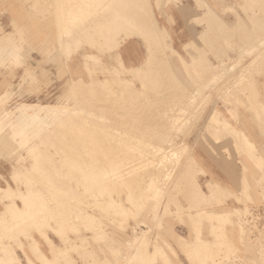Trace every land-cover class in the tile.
<instances>
[{
    "label": "rangeland",
    "instance_id": "rangeland-1",
    "mask_svg": "<svg viewBox=\"0 0 264 264\" xmlns=\"http://www.w3.org/2000/svg\"><path fill=\"white\" fill-rule=\"evenodd\" d=\"M36 1L37 0H20V1L19 0H0V36H2L0 38V40H2V42H4V40H6L4 43H2L0 41V130H1L0 131V141H1V137H2V141L4 142V143H2V141L0 142V186L11 185L14 188H19V195L20 196H26L28 199V211L26 210L25 214L29 212L28 214H26L24 216L20 212H17L14 220H12L10 222L0 223V234H1L0 236L2 239V241L0 243V255H2V258H1L2 261L0 260V263L6 264L8 262V260L10 259V257L14 256L15 258H19V261L23 264H28V263L30 264L29 258L32 260V262L34 264H41V260L39 259L40 251L38 250V247L48 257H53V255H54V253L51 252V250H50L51 246L48 244V242H46L48 237H50L58 246L63 247L66 245H68V246H72V244L74 245V247L72 246L73 248L70 251L69 255H67L66 258H63L61 260L60 264H75V263L76 264H93V262L95 264H165V263L166 264H227V263L228 264L229 263L230 264H264V259L258 260V261H243L240 259V257H241L240 253H242V252L248 253V252H255L256 251V252L264 253V213L259 212V211L253 212V211L249 210V208L247 207L248 204H246V203H245V205H246L245 209H239L238 208L236 210L235 209L229 210V213H220L219 214L218 212H215V213H211V214H207V213L203 214L200 212V214H201L200 215V214H197L196 211H194L197 209V206L192 205L191 202H189L190 201L189 199H190L191 190L193 188L191 186L192 182H194V180L197 179V175H198L199 171L195 167V162L192 159L190 147H188V141H189L188 139H190L191 136H193V137L195 136L194 138H196L198 136V132L203 130V128L205 127L204 125L208 119L207 116L209 115L210 112H212L214 110H219L221 113L220 116H222V113L224 112L223 109H228L230 112V116L233 118H236V120H237L238 117H237L236 109L239 107L248 108L247 106H249V108H253V106H251L252 105L251 100L253 97H260V98L262 97L263 98L261 103L260 102L258 103L259 104L258 107L262 108L261 110L263 113L262 124H260V130L262 131V136L264 138V84L261 85L259 82L256 83L252 80L254 78V76L256 77V75L260 76V77H262V76L264 77V53H256L255 51H252L253 45H256L259 43L260 44L262 43L264 45V41H260L261 37H258V35H256V33H258V32H261L264 34V18L260 21V19L249 18V15H248L250 12L253 14L252 15V17H253V16H255L256 11L258 12V14L263 13L264 12L263 7L260 6L259 4L255 3V1H253V0H250L251 2L248 0L249 4H244L242 6V12L244 13L243 17L238 15L237 11L234 8H230V9H228V11L234 12L236 17H237L235 20H233L231 22L219 19L215 14L216 12L215 13L209 12L208 13V14H210L209 19L207 18V15H204L205 16L204 18H199V19L194 21L196 24L203 26L205 28V31H206L205 34L200 36V42L197 40H195L196 42H194V40L192 41L190 37H184V36L178 35V33L183 34L184 30L183 29L177 30L178 27H180V26L177 23L175 13H174L176 8L182 9L184 4L188 3L189 0H128V1L125 0V2L123 0L122 2L125 4V6L129 8L128 10L123 5V3L120 2L121 0H118V1L117 0H114V1L113 0H111V1L110 0H108V1L104 0V2L101 0L100 1L98 0V3L99 2L102 3L101 4L102 8H100L101 6L98 3H97L98 6L97 5L95 6V3H96L95 1H97V0H95V1L94 0H91V1L90 0L89 1L88 0H81V1L79 0L80 3L78 2V4H80V6H78V4L75 3L77 1L69 0V3L72 2L71 4L73 6L77 5L76 6V8L78 7L77 10L71 4H70L71 5V7H70L67 0H65V2H67L66 4L64 3L63 0L62 1L59 0V2H58V0H56V1L55 0H40V1L38 0L37 3H35ZM82 1L84 3L88 2L85 4V6L86 7L88 6L89 8L88 7L87 8L91 9L94 12H92L91 10L87 11L88 9L84 5H83V7H85V9L83 7H82L83 8L82 9L81 8V5L83 3ZM92 1H94V2H92ZM42 2H44V3L42 4ZM45 2H47L46 5H45ZM56 2H58V4ZM195 2H196V4H198L199 7L204 6V5H202L203 0H195ZM89 3H90V5H89ZM92 3H94V4H92ZM105 3H107L106 7H107V9L109 8L108 10H106V8H105ZM139 3H141V4H139ZM148 3H150V4L148 5ZM61 4H63V6H61ZM65 5H66V7H65ZM115 5H117V7ZM119 6H120V8H119ZM63 7H65V10L63 9ZM96 7H98V9ZM58 8H59V10H58ZM66 8H67V10H66ZM68 8H69V10H68ZM70 8H75V10L72 9L73 10L72 11ZM79 8H80V10H79ZM92 8L100 10V12L98 11L100 13V16L98 15L99 13L97 12V10L95 11V9L93 10ZM103 8H105V9H103ZM118 8L121 10L119 11ZM122 8L123 9L125 8V9L123 10ZM134 8H135V10H134ZM44 9H46V10H44ZM49 9H51V10L49 11ZM116 9H117V11H116L117 15H113V14H115V13H113V12H115L114 10H116ZM139 9H140V11H139ZM36 10H37V13H35ZM27 11L29 12L28 13L29 15L27 14ZM60 11H63L64 13L67 12L68 16L66 14H63ZM68 11L72 12L71 14H74L76 17H73V15L71 16L70 12H68ZM77 11H79L80 14L82 13L80 15L81 18H79V15H78L79 12H77ZM105 11L107 13L111 11L113 14L111 12H110L111 14L110 13L107 14ZM124 11H125V13H127V15L124 13ZM38 12H41V13H38ZM57 12H59V14H57ZM96 12H97V14L95 16L94 13H96ZM31 13H32V15H30ZM33 13H34V15H33ZM83 13H85V14H83ZM87 13H89V17H88V15H86ZM61 14H63V16L66 15V16H64V18L66 17V19H64ZM105 14H107L106 17L108 19L105 17ZM170 14H171L172 18L170 16ZM91 15L93 16L92 19L90 18V17H92ZM263 15H264V13H263ZM94 16H95V18H94ZM97 16H99V17H97ZM123 16L126 17V19ZM33 17H34V19H33ZM69 17L71 19L73 18L72 19L73 22H71L72 20ZM116 17H118L119 20ZM257 17H258V15H257ZM105 18L107 19V21L105 20L106 22L103 20ZM155 18L159 22L158 25L162 29H164V33L161 35V37L158 41L154 42L155 44H151V46H150L147 42H145L144 37H145V35H147V33H149L148 31H150L151 29L158 28L157 27L158 25H156V22H155L156 21ZM58 19H59V21H58ZM75 19L77 20V22L78 21H80V22L77 23L75 21ZM88 19L91 21H93L95 19L97 24L101 20L99 22V25H101V22H102V25L99 26L96 23L93 24V22H95V21H93V22L90 21L91 22L90 23V22H88L89 21ZM98 19H100V20H98ZM109 19H112L113 21H110ZM168 19H170V20L168 21ZM63 20L65 21L66 24L62 23ZM165 20H167V21H165ZM67 21H70V22H67ZM125 21H126V23H125ZM127 21H128L130 26L137 25L138 27H140V29L143 30L144 33H142V35L138 34L137 36L127 40L126 42H124L120 46V48L118 50H115V46L118 44V41H120L124 35L123 33L125 31H122V28L124 27V23L127 24ZM67 23H68L69 27L68 26L65 27V25H67ZM71 23H73V24H71ZM244 23H246L249 27L247 25H244ZM57 24H59V25H57ZM91 24H93V26L95 25L94 26L95 29L93 28V26H92L93 29L88 27V26H91ZM116 24H117V27L118 26L120 27L121 24H122V26L120 27V29L117 28L116 31H113L114 30L113 28H116L115 27ZM82 26L84 28H85V26H87V29H88V31L85 32L84 35H83V33L82 34H80V33L84 32V31H82V29L85 31L87 29L82 28ZM97 27L99 29H97ZM62 28L64 29V31ZM104 28H106L107 30ZM256 28H258L260 30H258ZM94 30H95V33H93ZM96 30L97 31L99 30V31L97 32ZM123 30H124V28H123ZM18 31H21L22 34L20 33V35H19ZM75 31H79V32H75ZM90 31H92L93 34H89V33H91ZM103 31L105 32V34H102V33H104ZM107 31H110V32H107ZM256 31H258V32H256ZM67 32H70V33H68L66 35ZM7 34H10L8 36V37H10V40H9V38H7L5 36ZM70 34H72L74 36H72ZM77 34H79V35H77ZM97 34H98V36H97ZM81 35L84 38L83 37L81 38ZM77 36L78 37L80 36V38H79L80 40L78 39ZM45 37L48 39H46ZM50 37H52L51 39L53 41H50ZM60 37H62L64 39V41H61ZM74 37L77 39H73L74 42H72V38H74ZM263 38H264V36H263ZM85 39L88 43H86ZM131 41H133L136 44V46L138 47V49L140 50V57L137 61H135L133 59L126 58L124 56V53H123L127 43L131 42ZM111 42H112V44H111ZM76 43H78V44L81 43V44L78 45ZM250 43L253 45L251 46ZM72 44H74L75 46H72ZM186 44H187V46H185ZM197 44L204 45V48H202L203 51H197V52L195 51L196 52V55H195L196 58L193 59V55H192V53H189L188 49L189 50H195L197 48ZM147 45H149V46H147ZM231 45H236V46L238 45L239 46L238 51H234V52L222 51L224 49L230 50ZM207 46H208L209 50H214V51H206ZM149 47H151V49H156L157 57H156V59H154L152 61V63L146 65V64H144L145 63L144 61L147 60V53H148ZM173 49H176L177 52H179L181 54V56L183 57V60L173 51ZM254 49L255 48H253V50ZM68 50H70L69 51L70 53L68 52ZM118 51L121 53V55H122V57L125 60L127 65L133 66V67L142 65L143 69L141 70V72L124 73L121 71V69L119 70L118 69V67H119L118 66V56H117ZM190 52H192V51H190ZM66 53H67V56H66ZM23 54L26 58L23 56ZM200 54L203 55V57H202L203 61L201 63H197V62L194 63L195 59H197L200 56ZM66 57H68V58H66ZM23 58L25 60H23ZM187 61H188V63H187ZM167 63L169 65H167ZM28 64H29V66H26ZM151 67L153 68V70L151 69ZM92 69H95L96 72H95V70L92 71ZM101 70H103V72ZM45 72H47L49 74V78L46 76H43V74ZM156 72H157V74H156ZM261 74H263V75H261ZM171 75H172V77H170ZM72 77H75V78L81 77L85 82H90V84L93 83V85L95 87L94 90L89 92L88 86L86 84V86L81 88L82 90L80 92H78L77 94H73V92H69L68 87H69V83L71 82ZM246 77H247V79H246ZM248 77H249V79H248ZM161 78H163L164 82L162 81ZM177 78H178L179 82L177 81ZM227 79H229V80H227ZM99 80H102V81H99ZM131 81H132V83H131ZM154 81H155V83H154ZM182 81L185 84L182 83ZM237 81L238 82L240 81L241 83L240 82L238 83ZM247 81H248V83H247ZM165 82L168 84L167 86H165L166 85ZM172 82H174V83H172ZM211 82H212V84H211ZM250 82H252V83H250ZM112 83H113V85L114 84L115 85L112 86ZM142 83H143V85H142ZM235 83H236V85H235ZM244 83H246V84H244ZM133 84H134V86H133ZM247 84H250V85H247ZM186 85L189 86L188 87L189 90L186 88L187 87ZM245 85H247V86H245ZM170 86H172V87H170ZM243 87H244V90H243ZM114 88H116V89H114ZM232 89H234L233 90L234 92L232 91ZM235 89L236 90L239 89V90L235 91ZM255 89H256V91H255ZM197 90H199V91H197ZM240 90H241V92H239ZM138 91L140 93L141 92L142 93L140 94ZM175 92H176V94H175ZM229 92H230V94H229ZM236 92H238V94H235ZM190 93H192V94H190ZM193 93H194V95H193ZM187 94H190V95H187ZM142 96H143V98H142ZM187 96L188 97L193 96V99L191 100V98H188ZM237 96H240V97L238 98ZM118 97H120V98H118ZM145 97H146V99H145ZM179 97H180V99H178L179 101L177 102V98H179ZM182 97H186L185 100ZM96 98H98V99L103 98V99L102 100L100 99L101 101H99ZM121 99H123L124 101H122ZM157 99H158L159 103H158ZM65 100L71 105L69 111L61 112V113H59L60 115L58 114L60 117L58 115H56L57 116L56 118H54L53 120L50 119L51 121L50 120L49 121L51 123L46 127L43 126V128L45 127L43 130H42L41 126H38L33 121L31 122V120H29L28 123L26 122V124H23L24 126L23 125L20 126L17 124L18 125V127H17V125L14 124L16 122H15V119L13 117H15L16 109L18 108V106H20L23 103H28V104H32V103L55 104V103H59V102L65 101ZM244 101H246L247 103H245ZM90 102H92V103H90ZM146 102H148V103H146ZM122 103H123V106H122ZM155 103H156V105H155ZM173 103H174V105H173ZM193 103H195V105ZM243 103H245V104H243ZM93 104L96 105L97 112H95V114H93L92 116L89 115L90 118H88L89 116H87V115L85 116L84 114H80L81 111L77 110L79 108L84 107L85 105H93ZM163 104L166 108L163 107ZM175 104H176V106H175ZM177 104L178 105L180 104V105L178 106ZM187 104H188V106H191V107H187ZM159 105H161V106L159 107ZM181 105H182V108H181ZM116 106H117V108H116ZM133 106H135V107H133ZM167 106H168V108H167ZM170 108L172 111L170 110ZM114 109L117 110L118 113L116 111H114ZM179 109H180V111H177ZM185 109H187V110H185ZM135 110H136V112H135ZM150 110H151V112H150ZM181 110H182V113H181ZM67 112H68V114H66ZM69 113H71V115H69ZM163 113H165V115ZM167 113H169V115H167ZM75 114H76V116H75ZM128 114H130L132 117ZM179 114H180V116H179ZM65 115H67V116H65ZM112 115L114 117L115 116L116 117L112 118L113 117ZM188 115H189V117H188ZM93 116L95 117L94 118L95 120L93 119ZM99 116H102V118L99 119L98 118ZM135 116H137V117H135ZM171 116H174V117L177 116L175 118L173 117L174 121L177 120L178 116L180 119H179V121L178 120L176 121L177 123L176 122L174 123V121H172L173 118H171ZM257 116H258L257 118H259V119L261 118L259 116V114ZM70 117H73V118L71 119ZM103 117L106 120H104ZM118 117H119V119H117ZM153 117H154V119H153ZM158 117H159V119H158ZM60 118L61 119L64 118V120L66 118V121H64L63 119L61 121ZM77 118L79 120L80 119L81 120L79 121ZM85 118H86V120L84 121ZM122 118H123V120H122ZM126 118L128 119V121ZM135 118H137V119H135ZM97 119L99 120V122L96 121ZM156 119H158L157 120L158 123H157V121H155ZM168 120H169V122H167ZM89 121H91V122H89ZM105 121H107V122H105ZM114 121L117 123H115ZM59 122L60 123L63 122V123H61L62 126H65V124H66V126H68V127L71 126V127H69V128L66 126L62 127ZM68 122H69V124H68ZM86 122H88L89 125ZM104 122L106 123V125L104 124ZM140 122H142L141 126H138L140 124H136V123H140ZM145 122L153 123V127H151L152 126L151 123L150 124L146 123L145 125H143ZM165 122H167V123L165 124ZM70 123H74V124L77 123V124L75 126L74 124L71 125ZM80 123H82V126L84 128L79 127V126H81ZM156 123L158 126L160 124V126L161 127L163 126V127L162 128L158 127V126L156 127ZM211 123H212V121L210 120V123L208 124V126L211 125ZM84 124H85V126H84ZM90 124H93V126ZM55 125L59 126V129L55 128L56 127ZM119 125H120V127H119ZM130 125H132V126H130ZM142 125L144 128L142 127ZM148 125H150V126H148ZM170 125H171V127H170ZM26 126H28L30 129ZM89 126H91L92 128ZM137 126H138V128H137ZM145 126H146V128H145ZM174 126H175V128L176 127L177 128L174 129ZM8 127H9V129H8ZM19 127H20V129H19ZM22 127L24 128V130H22L23 129ZM74 127H75V129H72ZM169 127H170V129H169ZM178 127H180V129H178ZM100 128L102 130H100ZM111 128H112V130H111ZM129 128H131V129H129ZM141 128H143V129H141ZM154 128H157V129H154ZM158 128L160 130H162L163 128L164 129H163V131L160 132V130ZM165 128H167V129H165ZM12 129H14V130L16 129L15 131L13 130L14 134H13V132H11ZM53 129H56V130H53ZM57 129H58V131H57ZM60 129L61 130L63 129V131H61ZM148 129H149V131H148ZM177 129H178V131H177ZM205 129L206 130L208 129L207 126L205 127ZM49 130L51 131L50 135L48 134ZM64 130L68 131V132L66 134H64L65 133ZM72 130L73 131L75 130V131L73 132ZM79 130H81V131H79ZM82 130H84L85 132H83ZM168 130L170 131V133L172 132V136L170 135ZM3 131H4V133H3ZM69 131H72L70 133H72L73 135L75 134V135L73 136L72 134L69 133ZM77 131L79 133L81 132L83 134L80 133V135H81L80 136ZM105 131H107V132H105ZM118 131L121 132L122 134L120 135V133H118ZM126 131H127V133H126ZM147 131H148V134H147ZM207 131L210 132L209 129ZM33 132H34V134H33ZM45 132H47V134ZM61 132H63V133L61 134ZM116 132H117V134H116ZM5 133L8 135V137ZM54 133L58 134V135H55ZM59 133L61 135H59ZM90 133H92V134H90ZM143 133H144V135H143ZM165 133H167V134H165ZM63 134L65 136H63ZM68 134H70V136L71 135L72 136L71 137L67 136ZM156 134L157 135L159 134L160 136H157ZM36 135H38V137ZM91 135H92V137H91L92 140L89 137ZM106 135H107V137H106ZM109 135H111V136H109ZM137 135H139V136L137 137ZM149 135H150V137H148ZM153 135H156V136L154 137ZM52 136H53V138H52ZM57 136L59 138H57ZM85 136L89 137V138H87V140H86ZM115 136L118 139H116ZM131 136H132V139H131ZM161 136H163V137H161ZM166 136H167V138H165ZM65 137H67V138H65ZM74 137H76V138H74ZM77 137H79V138H77ZM95 137H97L98 140ZM104 137H106V138L104 139ZM6 138L8 139V141ZM51 138L53 140H54V138H56V139L53 142L51 140ZM63 138L66 139L68 141V143L67 142L65 143L64 141H66V140H64ZM82 138H83V140H82ZM94 138H95V140H94ZM155 138H156V140H155ZM75 139L76 140L78 139V141H75ZM48 140L49 141L51 140L50 143L53 142V144H50ZM59 140H63V141H60V144H59L58 143ZM70 140H71V143L73 142V144H74L76 142L77 145L76 144L72 145V148H70L71 147L70 142H69ZM110 140H111V142H110ZM87 141H88V143H86ZM92 141H94V142H92ZM139 141H140V144H139ZM165 141L167 144L165 143ZM170 141H172V142H170ZM61 142H62V144H61ZM96 142H97V145H96ZM112 142H113V144H111ZM36 143L37 144L39 143L38 144L39 147L37 149H36V147L35 148L33 147V145H35ZM84 143L87 146H85ZM99 143H102L104 145V147L102 144L100 145ZM159 143H161L162 145H160ZM56 144H59V146L58 145H57L58 147L55 146ZM63 144L67 149H69L68 150L69 154H63V153H67L66 148L63 146ZM81 144L83 146L82 149L80 148ZM47 145L49 148L47 147ZM60 145H62L63 147H60ZM164 145H165V148H164ZM35 146H37V145H35ZM77 146H79V148ZM138 146H140V147H138ZM150 146H151V148H150ZM156 146L159 147L160 149L157 148ZM179 147H180V150H178ZM61 148L64 149L63 152H62ZM146 148H148V149H146ZM1 149L2 150L4 149V150L2 151ZM35 149H36V151H35ZM70 149H73V151ZM130 149H132V150H130ZM152 149L154 151H152ZM7 150H8V152H7ZM44 150H45V153H44ZM58 150H61V151H59L60 153L62 152L61 156H60V153L58 152ZM78 150H79V152H77ZM82 150H83V152L85 150V152L82 153ZM93 150H94V153H93ZM122 150H123V152H122ZM144 150H145V152H144ZM165 150H167V151L165 152ZM41 151H42V153H41ZM52 151H54V152L56 151V152L51 153ZM106 151H107L108 155H106ZM111 151H113V152H111ZM131 151H132V153H131ZM142 151H143V154H142ZM128 152H130L129 153V154H131L130 156L133 157L132 159L129 156ZM151 152H152V154H151ZM163 152L166 154L165 156H164ZM174 152L177 153L179 156L176 157ZM70 153H72L73 156H75V157H73L72 154H70ZM79 153H80V155H79ZM85 153H87L88 156H90V157H88L87 154H85ZM137 153H139V154H137ZM42 154H44L45 156L43 155V157H42ZM77 154H78V156H80V157L77 156V159L79 158L78 161L76 159ZM112 154L114 156H112ZM172 154H174V155H172ZM28 155L30 157H28ZM69 155L72 159L69 158ZM109 155H110V157H112L111 159H110V157H108ZM127 155L130 159L128 157H127L128 159H126ZM185 155H186V157H185ZM53 156H56V157H53ZM81 156H83V158L85 157V159H81L82 161L85 160L83 162V163H85V165L89 164V162L93 161L92 158H94V157L95 158L98 157L96 160H99L100 158H102V159H100L101 161L99 160L100 161V164H99V161H96L94 158L95 163L93 164L91 162V165L89 164V167L92 165H93V167L92 168L90 167L88 169V167L83 166L84 164L81 165V162H80ZM22 157H24V158L22 159ZM41 157L43 158L42 161H41ZM61 157L63 159L64 158H66V159L63 160ZM107 157H108V159H107ZM158 157H160V158H158ZM33 158H35V159H33ZM44 158L45 159L47 158V160H45ZM49 158H51V159H49ZM153 158H155V159H153ZM169 158L170 159L172 158L171 161ZM60 159H62V160H60ZM68 159L71 162L67 161ZM86 159H88L89 162H87ZM123 159H125V160L123 161ZM145 159H147V160H145ZM149 159H150V161H148ZM72 160H73V162H76L75 167H73L74 163H72ZM128 160H130V161H128ZM141 160L143 161V163ZM166 160L169 162H166ZM44 161L46 163L44 164L45 166L43 167L42 163H44ZM66 161L68 163V166L71 165L70 166L71 168L68 166L66 167V165H65ZM103 161L105 164L103 163ZM117 161H119L118 163H120L122 161L121 162L122 164L120 163L118 165ZM144 161H146V162H144ZM158 161L160 163H158ZM37 162H40L41 166L39 165L40 163H37ZM69 162H70V165H69ZM96 162H98L99 165L96 166V164H97ZM110 162H113V163L110 164ZM30 163L32 165H30ZM60 163H63L64 165L60 164ZM108 163L110 165H108ZM127 163L130 164V166ZM137 163L139 165L135 166V164H137ZM153 163H155L156 166L159 165L160 167L159 168H158V166L156 167ZM170 163H171V165H170ZM19 164L20 165H27L28 168H30V170H31V172H30L31 175L30 174H28V175L18 174L17 176L11 175V173L13 174L15 167L19 166ZM48 164L51 166H49ZM145 164H147L148 167H147V165H146V167L143 166ZM161 164H164V165H161ZM57 165H58V167H57ZM60 165H61L63 170H61V168L59 167ZM78 165H79V167H77ZM102 165H104V166L106 165V166L104 167ZM107 165L109 168L107 167ZM113 165H115L116 168L114 167V169H116V171L112 168V171L114 170V172L112 173L110 170H111V167H113ZM140 165H142L143 170H142ZM166 165H167V167H165ZM168 165H170V166H168ZM186 165H190V166H186ZM123 166H125V168ZM133 166L135 167L134 171L131 170L134 168ZM149 166L151 167V170L153 169L152 171L150 170ZM162 166H163V168H162ZM80 167L81 168L83 167L84 170H88V171L91 170V173L87 174L86 171H84V170H83L84 172L82 173L81 172L82 169ZM94 167H95V169H93ZM101 167H103V168H101ZM106 167H107V170H106ZM164 167L166 168V171H165ZM48 168L50 169V171ZM54 168L56 170H54V173H53L52 171ZM72 168H74V170ZM126 168L127 169L130 168L132 173H131V171H129V169L127 170ZM190 168L191 169L195 168L196 170L193 169L194 172H192V170ZM64 169H67L68 173L70 172L71 175L73 174L72 175L73 178L70 175V173L69 174L65 173ZM70 169L73 172H71ZM75 169L77 171H75ZM79 169H80V172L78 171ZM96 169H97V173H95V174H96L97 178H95V176H94L95 174L93 173V171H95ZM119 169H120V171H119ZM138 169L142 170L140 172L143 175H144L143 171H145L146 169L149 170V172H146L147 171L146 170L145 175L142 176V178H141V176H140L141 173L139 172ZM185 169L187 171H185ZM46 170L50 173L48 174V172ZM58 170H61V171H59V173H60L59 175H61L60 178H57ZM98 170L99 171L101 170L102 173L99 172ZM104 170H106V171H104ZM172 170H173V172H172ZM39 171H41V173ZM44 171L47 174H45ZM74 171L77 172L76 175H78V174L79 175L75 176ZM103 171L105 173L107 171L108 172L105 175V173ZM121 171L122 172L124 171L123 174L126 172L124 174V175H126L124 178L125 180H123V174H120ZM128 171L131 174H129ZM136 171H138L140 173V174H138L139 176L137 175L138 172L136 173ZM196 171H197V173H196ZM42 172H43V174H42ZM180 172L182 174H180ZM62 173L65 176H68V178H65V176L62 175ZM98 173H99V175L101 174V176L102 175L104 176L105 180L103 179V176H102L103 183H102L101 179H99V176L97 175ZM114 173L115 174L117 173V175L115 176ZM54 174H55V176H54ZM84 174L89 175L90 178H89V176L87 178V175H86L87 179L82 178V176H85ZM91 174H93L92 178L95 180H93L91 178ZM113 174H114V176H113ZM132 174H134V175L136 174V176H138V178H136V176H135L136 180L134 179L135 182H133V183H135V184H133V185H132V183H130V182H132L130 180L132 178H134V175H132ZM36 175L38 176V179L35 178ZM42 175L43 176L47 175L46 178L50 181H48L46 178H43ZM48 175L51 176V178L53 175V178L56 180H54L53 178L52 179L48 178ZM69 175L71 176L72 181H70ZM108 175L110 176V178ZM121 175H122V178H121ZM130 175L132 176V178ZM179 175H180V178H178ZM74 176H75V180H76V178H78L77 182L75 180H73ZM111 176H112V178H111ZM118 176H119V178H118ZM127 176H129V178H131V179L128 178L130 182L126 179ZM158 176H159V178H158ZM11 178H12V180H11ZM61 178H62V180H64L63 182H62ZM79 178L82 182L79 180ZM107 178L109 179L108 182L106 181ZM139 178H140V180H139ZM33 179L35 182L33 181ZM90 179L92 180V183H87V182H91ZM97 179L100 183L98 181H96ZM111 179H113V180L117 179V180L112 182L113 180H111ZM120 179L123 180L122 183L119 182ZM143 179H144V181H143ZM185 179H188L189 181L187 182V180H185ZM51 180L52 181L54 180V184L58 183V182L56 183V181H60L58 184H60L62 182L61 183L62 187H61V184H60V186H58V184L54 185ZM65 180L68 181L69 186L67 185V187H65L64 190H62L63 187L66 186V183H67V182H65ZM85 180H86V182H85ZM78 181H79V183H78ZM93 181L94 182L96 181V182L93 184ZM126 181H127V183H126ZM48 182H50L51 184ZM83 182H84V184H82ZM97 182L99 184L102 183L103 185H99ZM104 182L106 184H104ZM34 183L36 186L34 185ZM76 183H78V184H76ZM85 183H87V184H85ZM123 183L125 185L130 183V185H132L131 186L132 188H130V186H128L129 184L127 186H125ZM88 184L91 185L90 190L92 189L94 192L88 190L89 188H86L89 186ZM107 184L109 185V187ZM120 184H121V186H120ZM94 185H95V187L96 186H99V187H96V189L94 190V188H93ZM117 185H119V186H117ZM49 186H50V188H48ZM76 186L78 187V190H77ZM81 186H85V188L83 187L84 188L83 189ZM133 186H134V188H133ZM139 186L141 188H138ZM37 187L39 188V190H37L38 189ZM44 187H46L47 189ZM59 187H61L62 189ZM102 187L103 188L105 187L104 190ZM113 187H114V189H113ZM127 187H129L131 191L132 190H134V191H132V193H131V191H129V188L127 191L126 190ZM135 187L138 189V191ZM68 188L70 190L65 192V189L68 190ZM98 188L100 191L98 190ZM51 189H52V194L54 192L58 193V195L56 193L53 194L54 197L56 196L55 197L56 199L54 198V200H56L57 203L60 202V203H58V205L55 204L56 201H54V200L52 201L53 197L49 198V196H52L51 192H49ZM71 189L72 190L74 189V191H75L74 194H71V192H72ZM139 189H141V190H139ZM172 189H174V190L172 191ZM53 190H54V192H53ZM102 190L104 193H102ZM107 190H109L110 193ZM159 190H160V192H159ZM85 191H87V192H85ZM143 191H146L147 193L143 192ZM156 191H158V192L156 193ZM42 192H43V194H42ZM60 192H62V193L64 192V193L62 194ZM69 192L71 195L69 194ZM106 192H108L107 195H106ZM33 193H34V195H33ZM65 193H67L69 195H67ZM84 193H86L87 195ZM93 193H95V194L99 193L98 195L100 197L95 195V194L93 195ZM145 193H146V195H144ZM161 193H162V195L163 194H165V195L160 196ZM77 194L80 195L81 199H79L80 197ZM83 194L86 196H84ZM89 194L90 195L92 194L91 195L92 197ZM64 195H66L67 197ZM173 195H174V197H172ZM58 196L60 198L63 196L61 198L62 200ZM69 196H71V199L69 198ZM82 196H84L85 198H83ZM102 196H103V198H102ZM140 196H141V198H140L141 200L139 199ZM57 197L60 200H57ZM72 197L75 200L72 199ZM76 197L79 199V201H81V204L79 201H76L77 200ZM126 198H128V199H126ZM111 199H112V202H111ZM129 199L131 201H129ZM148 199L150 202L148 201ZM33 200H35V201H33ZM73 200H74L75 206L72 204ZM83 200L86 202H83ZM113 200H114V205L112 207H114V209L110 206L113 204ZM64 201H65V203L67 201L66 204L68 207L66 206V204H62V202L64 203ZM108 201H109V203H112V204L109 205V203L108 204L105 203ZM156 201L157 202L159 201V202L157 203ZM42 202H44V203L42 204ZM48 202H49V204H48ZM153 202H155V203H153ZM17 203L21 207L24 206L23 200L21 198H17ZM87 203H89V204H87ZM95 203H96V205H95ZM137 203H139V204H137ZM68 204H70V206ZM130 204L133 205L134 207L131 206ZM154 204H157L158 206L154 205ZM253 204H254V202H253ZM46 205H48V206H46ZM71 205H73V206H71ZM106 205H108L109 208L108 207L105 208ZM116 205H118L119 207ZM140 205H141V207L142 206H144V207L140 208ZM42 206H43V208H42ZM49 206H53V209H52V207H49ZM138 206H139V208H138ZM3 207H4V205L2 203H0V209H3ZM61 207L64 208V210L63 209L59 210V208H61ZM66 207H67V209H65ZM71 207H76L77 210H76V208L72 209ZM78 207L80 209H78ZM97 207L98 208L100 207V208L98 209ZM110 208H111V210H110ZM167 208H168V210H167ZM218 208H221V207H218ZM41 209H42V211H41ZM44 209L47 210V212ZM105 209L108 211V213L106 212ZM115 209L116 210L120 209V210L116 211ZM129 209L132 212L129 211ZM31 210H33V211H31ZM38 210H39V213H41L40 215H39V213L35 212ZM52 210L56 211V212L58 211L56 213L57 215L53 214L54 212ZM61 210H63L64 212L68 210L67 212L70 213L71 216H69L70 214L69 215H66V213L64 214V212H61ZM74 210H75V215L77 214L76 215L77 217H79L78 215L82 214L80 216V217H82L81 219L86 217V215H89L91 218L89 216H87L89 218V221H88V218H84L87 221L86 222V221H84V219L81 220V219H79L80 217L79 218L76 217V219H77V221H76L74 214H72L74 212ZM112 210H115V211H112ZM48 212H50V213H48ZM60 212H61V215L63 218L61 217V215L58 216V213L60 214ZM77 212H79V213H77ZM116 212H117V214H115ZM118 212L119 213L121 212V215L123 216L124 222L122 220V216L120 214H118ZM138 212H140V213H138ZM123 213H124V215H123ZM32 214H33V216H31ZM43 214H45V217ZM132 214L134 216V219H133ZM19 215H21V217H19ZM54 215H56L57 220L60 219L59 220L60 223H59V221H57L55 219ZM193 215H194V217H193ZM155 216H156V218H155ZM29 217L31 219H29ZM58 217H60V218H58ZM68 217H70V218H68ZM39 218L40 219L42 218V220H39ZM64 218H66L65 219L66 223L64 222ZM93 218L95 220H93ZM50 219H51V221H50ZM161 219H162V221H161ZM69 220H71V222H68ZM112 220H113V222H112ZM120 220H122V222ZM136 220H138V221H136ZM182 220H184V222ZM32 221H34L35 223L33 222L34 224L33 223L31 224L30 222H32ZM37 221H38V224H37ZM102 221H103V223H102ZM11 222H12V224H11ZM62 222L64 224H62ZM98 222H100V224ZM44 223H48V224L45 225ZM95 223L97 225H95ZM188 223H189V225H188ZM201 223H203V225ZM35 224H36V227L32 226ZM91 224H93L94 227H93V225L90 226ZM106 224H107V226H106ZM161 224L164 226L162 229H160L162 227ZM29 225H31L30 228H29ZM59 225H60L61 229L63 228V231L59 228ZM153 225H155V226H153ZM175 225L185 226V230H184L185 232H179V230H177L175 228ZM40 226H41V228H40ZM88 226H89V228H88ZM201 226H203V229H201L202 228ZM36 228H38V229H36ZM56 228H58V229H56ZM91 228H94V229L91 230ZM100 228L102 229L101 231H100ZM21 229H22V231H21ZM133 229H135L136 231H139V232H135V230H133ZM18 230H19V233H18ZM24 230H26V231L24 232ZM37 230H39V231H37ZM58 231H60L61 233ZM20 232H24V233H20ZM159 232H160V234H159ZM142 233H143V235H142ZM66 234H68V236ZM8 235H10L11 237ZM140 235H141V238H140ZM232 236L240 238V242H243L242 245L244 246V250L241 249L239 247V245L232 244V242L230 240V237H232ZM156 237H157V239H156ZM177 237H178V239H177ZM245 239H247L249 242H256L257 244L253 245V247L247 246L244 243ZM35 240L37 241V243ZM162 240H163V242L164 241L165 242L161 243ZM142 243H143V245H142ZM4 244H5V246H4ZM6 244H8L7 245L8 247L6 246ZM10 244H11V246H9ZM102 244L104 247L102 246ZM164 244H166V245H164ZM86 245H88V246L86 247ZM82 246H83V248H82ZM134 246H136V247H134ZM154 247H156V248H154ZM103 248L106 250H104ZM136 248H138V249H136ZM74 249H77V250H74ZM159 250H162V251H159ZM164 251H166V252H164ZM82 252H84V254ZM147 253H148V255H147ZM164 253H166V254H164ZM217 253H218V255H217ZM145 254H146V256H145ZM4 255H5V257H4ZM133 256H134V258H133ZM166 257H168V258H166ZM153 258H154V261H151V260H153ZM231 258H234V259L231 260ZM3 260L5 261V263L3 262ZM126 260H128V261L126 262Z\"/></svg>",
    "mask_w": 264,
    "mask_h": 264
},
{
    "label": "bare ground",
    "instance_id": "bare-ground-1",
    "mask_svg": "<svg viewBox=\"0 0 264 264\" xmlns=\"http://www.w3.org/2000/svg\"><path fill=\"white\" fill-rule=\"evenodd\" d=\"M19 1H20V0H19ZM37 1H38V0H37ZM37 1H36L35 3H37ZM39 1H40V0H39ZM55 1H56V0H55ZM61 1H62V0H61ZM63 1H64L65 4L68 2L69 5L72 3V2L69 3V0H67V2H65V0H63ZM71 1H72V0H71ZM75 1H77V2H75ZM75 1H74V2L78 4L79 0H75ZM80 1H81V0H80ZM88 1H89V0H88ZM90 1H91V0H90ZM94 1H95V0H94ZM94 1H92V2H94ZM99 1H100V0H99ZM101 1L104 2V0H101ZM107 1H108V0H107ZM110 1H111V0H110ZM113 1H114V0H113ZM113 1H112V2H113ZM117 1H118V0H117ZM122 1H123V0H121L120 2H122ZM127 1H128V0H127ZM258 1H260V0H258ZM58 2H59V0H58ZM58 2H56V3L58 4ZM74 2H73V3H74ZM82 2H83V1H82ZM95 2H96V3H95V6H96V5L98 6V4H100V6H101L100 8H102V5H101L102 3H100V2L98 3V0L95 1ZM124 2H125V0H124ZM129 2H130V1H129ZM154 2H155V1H154ZM156 2H157V1H156ZM159 2H160V1H159ZM43 3H44V2H42V4H43ZM61 3H62V2H61ZM79 3H80V2H79ZM83 3H84V2H83ZM83 3H82V5H81V8L83 7V5L85 6V4L88 3V2H86V3H84V4H83ZM97 3H98V4H97ZM122 3H123V2H122ZM143 3H144V2H143ZM38 4H39V3H38ZM38 4H37V5H38ZM46 4H47V2H45V5H46ZM92 4H94V3H92ZM106 4H107V3H105V8H106V10H108L109 8L107 9ZM110 4H111V3H110ZM118 4H119V3H118ZM127 4H128V3H127ZM139 4H141V3H139ZM149 4H150V3H148V5H149ZM71 5H72V4H71ZM71 5H70V7H71ZM87 5H88V4H87ZM89 5H90V3H89ZM112 5H113V4H112ZM123 5L125 6L124 3H123ZM145 5H146V4H145ZM252 5H253V4H252ZM58 6H59V5H58ZM61 6H63V4H61ZM72 6H73V5H72ZM76 6H77V5H76ZM76 6L74 5L73 7L76 8ZM78 6H80V4H78ZM108 6H109V5H108ZM115 6L117 7V5H115ZM210 6H211V5H210ZM231 6H232V5H231ZM34 7H35V6H34ZM65 7H66V5H65ZM65 7H63L64 10H65ZM85 7H86V6H85ZM85 7H83V8L85 9ZM87 7H88V6H87ZM87 7H86V8H87ZM109 7H110V6H109ZM125 7H126V6H125ZM144 7H145V6H144ZM144 7H143V8H144ZM35 8H36V7H35ZM35 8H34V9H35ZM38 8H39V7H38ZM75 8H70V9H71V10H72V9L75 10ZM83 8H82V9H83ZM88 8H89V7H88ZM88 8H87V9H88ZM90 8H91V7H90ZM96 8L98 9V7H96ZM100 8H99V9H100ZM105 8H103V9H105ZM119 8H120V6H119ZM119 8H118V9H119ZM126 8H127V10L129 9L128 7H126ZM130 8H131V7H130ZM36 9H37V8H36ZM46 9H47V8H46ZM46 9H44V10H46ZM61 9H62V8H61ZM77 9H78V7L76 8V10H77ZM87 9H86V10H87ZM92 9H93V8H92ZM94 9H95V8H94ZM94 9H93V10H94ZM97 9H95V11H96ZM114 9H115V8H114ZM122 9H123V8H122ZM124 9H125V8H124ZM124 9H123V10H124ZM153 9H154V8H153ZM234 9H235V8H234ZM39 10H40V9H39ZM44 10H43V11H44ZM50 10H51V9H49V11H50ZM58 10H59V8H58ZM64 10H63V11H64ZM66 10H67V8H66ZM68 10H69V8H68ZM79 10H80V8H79ZM86 10H85V11H86ZM89 10H91V9H88L87 11H89ZM101 10H102V9H101ZM120 10H121V9H119V11H120ZM130 10H131V9H130ZM134 10H135V8H134ZM224 10H225V8H224ZM253 10H254V9H253ZM25 11H26V10H25ZM43 11H42V12H43ZM63 11H60V12H62L63 14H66V15L68 16L67 12L64 13ZM72 11H73V10H72ZM82 11H83V10H82ZM85 11H84V12H85ZM91 11H92V10H91ZM98 11L100 12V10H97V12H98ZM112 11H113V10H112ZM114 11H115V12H113V13H115V14H113L111 11H110V12H111L113 15H117V14H116L117 9L114 10ZM125 11H126V10H125ZM125 11H124V13H125ZM139 11H140V9H139ZM216 11H218V10H216ZM30 12H31V11H30ZM68 12H70V11H68ZM77 12H79V11H77ZM77 12H76V13H77ZM92 12H94V11H92ZM97 12L94 13L95 16H96ZM99 12H98V13H99ZM105 12H106V11H105ZM110 12H108V13H110ZM122 12H123V11H122ZM126 12H127V11H126ZM253 12H254V11H253ZM28 13H29V12L27 11V14H28ZM35 13H37V10H36ZM38 13H41V12H38ZM71 13H72V12H70V14H71ZM90 13H91V12H90ZM106 13H107V12H106ZM108 13H107V14H108ZM111 13H110V14H111ZM120 13H121V12H120ZM120 13H119V14H120ZM124 13H123V14H124ZM214 13H215V12H214ZM216 13H217V12H216ZM216 13H215V14H216ZM57 14H59V12H57ZM63 14H61V15L63 16ZM81 14H82V13H81ZM81 14H80V12H79V14H78V15H79V18H81V16H80ZM83 14H85V13H83ZM103 14H104V13H103ZM107 14H105V17L107 16ZM125 14L127 15V13H125ZM129 14H130V13H129ZM215 14H214V15H215ZM28 15H29V14H28ZM30 15H32V13H31ZM33 15H34V13H33ZM51 15H52V14H51ZM66 15H64V16H66ZM72 15H73V17H76L74 14H71V16H72ZM86 15H88V17H89V13H87ZM86 15H85V16H86ZM98 15L100 16V13H99ZM113 15H112V16H113ZM206 15H208V14H206ZM217 15H218V14H217ZM248 15H250V14H248ZM64 16H63V18H64ZM71 16H70V17H71ZM83 16H84V15H83ZM91 16H92V15H91ZM95 16H94V18H95ZM99 16H97V17H99ZM118 16H119V15H118ZM149 16H150V15H149ZM170 16H171V14H170ZM218 16H219V15H218ZM28 17H29V16H28ZM70 17H69V18H70ZM103 17H104V16H103ZM113 17H114V16H113ZM119 17H120V16H119ZM121 17H122V16H121ZM123 17H124V16H123ZM203 17H204V16H203ZM63 18H62V19H63ZM67 18H68V17H67ZM86 18H87V17H86ZM90 18L92 19L93 16L90 17ZM106 18H107V17H106ZM106 18L103 19V20H104V21H105V20L107 21L108 18H107V19H106ZM116 18L118 19V17H116ZM124 18L126 19V17H124ZM149 18H150V17H149ZM149 18H148V19H149ZM171 18H172V16H171ZM199 18H200V17H199ZM212 18H213V17H212ZM216 18H217V17H216ZM33 19H34V17H33ZM43 19H44V18H43ZM64 19H66V17H65ZM70 19H71V18H70ZM72 19H73V18H72ZM72 19H71V20H72ZM77 19H78V18H77ZM101 19H102V18H101ZM127 19H128V18H127ZM195 19L197 20L198 18H195ZM67 20H68V19H67ZM78 20H79V19H78ZM88 20H89V19H88ZM98 20H100V19H98ZM103 20H102V21H103ZM109 20H110V21H113L112 19H109ZM109 20H108V21H109ZM118 20H119V19H118ZM155 20H156V21H155V22H156V25H158V23H159L158 20H157L156 18H155ZM169 20H170V19H168V21H169ZM58 21H59V19H58ZM63 21H64V20H63ZM63 21H62V23L66 24L65 21H64V22H63ZM75 21L77 22L76 19H75ZM90 21H91V20H89L88 22H90ZM93 21H95V19H94ZM93 21H91V22H93ZM100 21H101V20H100ZM100 21H99V22H100ZM106 21H105V22H106ZM114 21H115V20H114ZM149 21H150V20H149ZM165 21H167V20H165ZM173 21H174V20H173ZM260 21H261V20H260ZM67 22H70V21H67ZM71 22H73V20H72ZM78 22H80V21H78ZM78 22H77V23H78ZM91 22H90V23H91ZM99 22H98V24H97L96 21H95V22H93V24L96 23L97 25H99ZM122 22H123V21H122ZM52 23H53V22H52ZM52 23H51V24H52ZM58 23H59V22H58ZM62 23H61V24H62ZM77 23H76V24H77ZM85 23H86V22H85ZM119 23H120V22H119ZM125 23H126V21H125ZM125 23H124V27H123L124 30H123V28H122V31H125V32L123 33V32L121 31L124 35H123L122 39H121L120 41H118V44L115 46V50H118V49L120 48V46H121L124 42H126L127 40H129V39H131V38L137 36L138 34H141V35H142V33H144L143 30H141L140 27H138L137 25H135V26H130L129 23H128V21H127V24H125ZM197 23H198V22H197ZM59 24H60V23H59ZM59 24H57V25H59ZM71 24H73V23H71ZM87 24H88V23H87ZM93 24H91V26H88V27H90L91 29H93L94 26H95V25L93 26ZM114 24H115V23H114ZM114 24H113V25H114ZM117 24H118V23H117ZM117 24H116V26H115L116 28H113V29H114L113 31H116L117 28L120 29V27L122 26V24H121L120 27H119V26L117 27ZM132 24H133V23H132ZM152 24H153V23H152ZM152 24H151V25H152ZM235 24H236V23H235ZM62 25H63V24H62ZM69 25H70V24H69ZM101 25H102V22H101ZM101 25H99V26H101ZM105 25H106V24H105ZM133 25H134V24H133ZM241 25H242V24H241ZM244 25H247V24L244 23ZM244 25H243V26H244ZM67 26H68V23H67V25H65V27H67ZM74 26H75V25H74ZM74 26H73V27H74ZM92 26H93V28H92ZM221 26H222V25H221ZM231 26H232V25H231ZM247 26H248V25H247ZM247 26H246V27H247ZM68 27H69V26H68ZM71 27H72V26H71ZM76 27H77V26H76ZM76 27H75V28H76ZM102 27H103V26H102ZM157 27H158V28H154V29H151L150 31H148L149 33H147V35H145V37H144V38H145V42H147L150 46H151V44H155L154 42L158 41V40L160 39L161 35L164 33V29H162L159 25H158ZM229 27H230V26H229ZM248 27H249V26H248ZM14 28H15V27H14ZM63 28H64V27H63ZM63 28H62V29H63ZM79 28H80V27H79ZM82 28H84V27L82 26ZM85 28L87 29V26H85ZM85 28H84V29H85ZM262 28H263V27H262ZM62 29H61V30H62ZM65 29H66V28H65ZM80 29H81V28H80ZM94 29H95V28H94ZM97 29H99V28L97 27ZM100 29H101V28H100ZM104 29H106V28H104ZM256 29H258V28H256ZM17 30H18V29H17ZM75 30H76V29H75ZM106 30H107V29H106ZM242 30H243V29H242ZM254 30H255V29H254ZM258 30H260V29H258ZM262 30H263V29H262ZM63 31H64V29H63ZM73 31H74V30H73ZM82 31H84V32H81L80 34L83 33V35H84L85 32L88 31V29H87L86 31L82 29ZM96 31H97V30H96ZM98 31H99V30H98ZM98 31H97V32H98ZM104 31H105V30H104ZM104 31H103V32H104ZM111 31H112V30H111ZM118 31H119V30H118ZM75 32H79V31H75ZM90 32H91V33H89V34H93V33H95V30L93 31V33H92V31H90ZM101 32H102V31H101ZM101 32H100V33H101ZM107 32H110V31H107ZM165 32H166V31H165ZM18 33H19V35H20L21 31H18ZM62 33H63V32H62ZM62 33H61V34H62ZM68 33H70V32H67L66 35H67ZM112 33H113V32H112ZM116 33H117V32H116ZM119 33H120V32H119ZM21 34H22V33H21ZM63 34H64V33H63ZM72 34H73V33H72ZM72 34H70V35H72ZM102 34H105V32L102 33ZM204 34H205V33H204ZM246 34H247V33H246ZM262 34H263V33H262ZM9 35H10V34H7V35H5V36H6L7 38H9V40H10V37H8ZM77 35H79V34H77ZM87 35H88V34H87ZM106 35H107V34H106ZM141 35H140V36H141ZM263 35H264V34H263ZM27 36H28V35H27ZM72 36H74V35H72ZM72 36H71V37H72ZM93 36H94V35H93ZM97 36H98V34H97ZM99 36H100V35H99ZM208 36H209V35H208ZM1 37H2V36H0V38H1ZM18 37H19V36H18ZM47 37H48V36H47ZM67 37H68V36H67ZM67 37H66V38H67ZM69 37H70V36H69ZM77 37H78V36H77ZM82 37H83V36L81 35V38H82ZM86 37H87V36H86ZM91 37H92V36H91ZM110 37H111V36H110ZM114 37H115V36H114ZM171 37H172V36H171ZM213 37H214V36H213ZM243 37H244V36H243ZM12 38H13V37H12ZM21 38H22V37H21ZM45 38H46V37H45ZM45 38H44V39H45ZM48 38H49V37H48ZM48 38H46V39H48ZM51 38H52V37H50V41H53ZM79 38H80V36L78 37V39H79ZM83 38H84V37H83ZM87 38H88V37H87ZM87 38H86V39H87ZM208 38H209V37H208ZM256 38H257V37H256ZM70 39H71V38H70ZM73 39H77V38H75V37L72 38V42H74ZM86 39H85V41H86ZM106 39H107V38H106ZM234 39H235V38H234ZM9 40H8V41H9ZM60 40H61V41H64V39H63L62 37H60ZM79 40H80V39H79ZM92 40H93V39H92ZM207 40H208V39H207ZM0 41L2 42V40H0ZM5 41H6V40H4V42H5ZM88 41H89V40H88ZM165 41H166V40H165ZM192 41H193V40H192ZM246 41H247V40H246ZM253 41H254V40H253ZM255 41H256V40H255ZM4 42H2V43H4ZM72 42H71V43H72ZM75 42H76V41H75ZM89 42H90V41H89ZM109 42H110V41H109ZM27 43H28V42H27ZM46 43H47V42H46ZM49 43H50V42H49ZM49 43H48V44H49ZM67 43H68V42H67ZM86 43H88V42L86 41ZM252 43H253V42H252ZM12 44H13V43H12ZM28 44H29V43H28ZM48 44H47V45H48ZM50 44H51V43H50ZM68 44H69V43H68ZM76 44H78V43H76ZM80 44H81V43H80ZM80 44H78V45H80ZM111 44H112V42H111ZM160 44H161V43H160ZM226 44H227V43H226ZM250 44H251V43H250ZM44 45H45V44H44ZM106 45H107V44H106ZM149 45H147V46H149ZM252 45H253V44H251V46H252ZM72 46H75V45L72 44ZM155 46H156V45H155ZM183 46H184V45H183ZM185 46H187V44H186ZM253 46H254V45H253ZM259 46H260V44H259ZM45 47H46V46H45ZM198 47H200V46H198ZM198 47H197L195 50H189V49H188L189 53H192V55H193V59L196 58L195 55H196V52H197V51H203L201 48H198ZM262 47H263V46H262ZM2 48H3V47H2ZM68 48H69V47H68ZM75 48H76V47H75ZM73 49H74V48H73ZM1 50H2V49H1ZM27 50H28V49H27ZM33 50H34V49H33ZM65 50H66V49H65ZM69 51H70V50H68V52H69ZM163 51H164V50H163ZM171 51H172V50H171ZM173 51H174V52H175L180 58H182V60H183V57L181 56V54H180L179 52H177L176 49H173ZM190 51H192V52H190ZM195 51H196V52H195ZM194 52H195V53H194ZM69 53H70V52H69ZM48 54H49V53H48ZM88 54H89V53H88ZM68 55H69V54H68ZM258 55H259V54H258ZM258 55H257V56H258ZM23 56H24V54H23ZM56 56H57V55H56ZM66 56H67V53H66ZM117 56H118V66H119L118 69H119V70L121 69L122 72H124V73H129V72H141V70L143 69V66H142V65H141V66H136V67H133V66H129V65H127L126 62H125V60L123 59V57H122V55H121V53H120L119 51H118V53H117ZM145 56H146V55H145ZM164 56H165V55H164ZM219 56H220V55H219ZM18 57H19V56H18ZM21 57H22V56H21ZM24 57H25V56H24ZM156 57H157L156 49H151V47H149V49H148V53H147V60L144 61V62H145L144 64L148 65V64L152 63V61H153L154 59H156ZM202 57H203V55L200 54V56H199L197 59H195L194 63H196V62H197V63H201V62L203 61ZM25 58H26V57H25ZM30 58H31V57H30ZM36 58H37V57H36ZM66 58H68V57H66ZM31 59H32V58H31ZM23 60H25V59L23 58ZM23 60H22V61H23ZM144 60H145V59H144ZM97 61H98V60H97ZM24 62H25V61H24ZM167 62H168V61H167ZM187 63H188V61H187ZM206 63H207V62H206ZM206 63H205V64H206ZM161 65H162V64H161ZM164 65H165V64H164ZM167 65H169V64L167 63ZM171 65H172V64H171ZM26 66H29V64L26 65ZM87 67H88V66H87ZM158 67H159V66H158ZM165 67H166V66H165ZM207 68H208V67H207ZM89 69H90V68H89ZM151 69L153 70L152 67H151ZM151 69H150V70H151ZM163 69H164V68H163ZM168 69H169V68H168ZM90 70H91V69H90ZM93 70H95V69H92V71H93ZM98 70H99V69H98ZM170 70H171V69H170ZM101 71L103 72V70H101ZM155 71H156V70H155ZM162 71H163V70H162ZM165 71H166V70H165ZM250 71H251V70H250ZM95 72H96V70H95ZM251 72H252V71H251ZM110 73H111V72H110ZM158 73H159V72H158ZM164 73H165V72H164ZM178 73H179V72H178ZM252 73H253V72H252ZM262 73H263V72H262ZM152 74H153V73H152ZM152 74H151V75H152ZM156 74H157V72H156ZM167 74H168V73H167ZM240 74H241V73H240ZM158 75H159V74H158ZM161 75H162V74H161ZM210 75H211V74H210ZM238 75H239V74H238ZM261 75H263V74H261ZM43 76H46V77L49 78V74H48L47 72H45V73L43 74ZM167 76H168V75H167ZM178 76H179V75H178ZM214 76H215V75H214ZM246 76H247V75H246ZM155 77H156V76H155ZM161 77H162V76H161ZM170 77H172V75H171ZM179 77H180V76H179ZM235 77H236V76H235ZM249 77H250V76H249ZM249 77H248V79H249ZM163 78H164V77H163ZM163 78H161L162 81H163ZM180 78H181V77H180ZM251 78H252V77H251ZM154 79H155V78H154ZM168 79H169V78H168ZM246 79H247V77H246ZM174 80H175V79H174ZM227 80H229V79H227ZM241 80H242V79H241ZM254 80H256V79H254ZM99 81H102V80H99ZM108 81H109V80H108ZM165 81H166V80H165ZM169 81H170V80H169ZM177 81H178V78H177ZM177 81H176V82H177ZM184 81H185V80H184ZM109 82H110V81H109ZM112 82H113V81H112ZM158 82H159V81H158ZM163 82H164V81H163ZM174 82H175V81H174ZM174 82H172V83H174ZM178 82H179V81H178ZM237 82H238V81H237ZM239 82H240V81H239ZM239 82H238V83H239ZM245 82H246V81H245ZM131 83H132V81H131ZM154 83H155V81H154ZM165 83H166V82H165ZM182 83H184V82L182 81ZM240 83H241V82H240ZM247 83H248V81H247ZM250 83H252V82H250ZM84 84H85V85H84ZM86 84H87V86H88V90H89V92H91L92 90H94L95 87H94L93 83L90 84V82H85L81 77H76V78H75V77H72V78H71V82L69 83L68 90H69V92H73V94H77L78 92H80V91L82 90L81 88H83L84 86H86ZM150 84H151V83H150ZM161 84H162V83H161ZM177 84H178V83H177ZM177 84H176V85H177ZM184 84H185V83H184ZM184 84H183V85H184ZM211 84H212V82H211ZM244 84H246V83H244ZM114 85H115V84H114ZM114 85H113V83H112V86H114ZM142 85H143V83H142ZM151 85H152V84H151ZM154 85H155V84H154ZM154 85H153V86H154ZM167 85H168V84L166 83L165 86H167ZM174 85H175V84H174ZM235 85H236V83H235ZM235 85H234V86H235ZM247 85H250V84H247ZM247 85H245V86H247ZM256 85H257V84H256ZM133 86H134V84H133ZM184 86H185V85H184ZM186 86H187V85H186ZM237 86H238V85H237ZM115 87H116V86H115ZM160 87H161V86H160ZM162 87H163V86H162ZM170 87H172V86H170ZM188 87H189V86H187L186 88L189 90ZM239 87H240V86H239ZM248 87H249V86H248ZM255 87H256V86H255ZM112 88H113V87H112ZM141 88H142V87H141ZM152 88H153V87H152ZM157 88H158V87H157ZM186 88H185V89H186ZM250 88H251V87H250ZM114 89H116V88H114ZM136 89H137V88H136ZM145 89H146V88H145ZM149 89H150V88H149ZM169 89H170V88H169ZM183 89H184V88H183ZM252 89H253V88H252ZM117 90H118V89H117ZM151 90H152V89H151ZM181 90H182V89H181ZM199 90H200V89H199ZM199 90H197V91H199ZM233 90H234V89H232V91H233ZM237 90H239V89H237ZM237 90L235 89V91H237ZM243 90H244V87H243ZM162 91H163V90H162ZM176 91H177V90H176ZM183 91H184V90H183ZM183 91H182V92H183ZM191 91H192V90H191ZM193 91H194V90H193ZM255 91H256V89H255ZM10 92H11V91H10ZM100 92H101V91H100ZM119 92H120V91H119ZM128 92H129V91H128ZM135 92H136V91H135ZM135 92H134V93H135ZM138 92H139V91H138ZM167 92H168V91H167ZM173 92H174V91H173ZM180 92H181V91H180ZM184 92H185V91H184ZM186 92H187V91H186ZM189 92H190V91H189ZM230 92H231V91H230ZM230 92H229V94H230ZM233 92H234V91H233ZM239 92H241V90H240ZM116 93H117V92H116ZM116 93H115V94H116ZM139 93H140V92H139ZM139 93H138V94H139ZM141 93H142V92H141ZM141 93H140V94H141ZM168 93H169V92H168ZM67 94H68V93H67ZM71 94H72V93H71ZM81 94H82V93H81ZM121 94H122V93H121ZM175 94H176V92H175ZM179 94H180V93H179ZM184 94H185V93H184ZM190 94H192V93H190ZM190 94H187V95H190ZM229 94H228V95H229ZM231 94H232V93H231ZM233 94H234V93H233ZM235 94H238V92H236ZM239 94H240V93H239ZM242 94H243V93H242ZM102 95H103V94H102ZM127 95H128V94H127ZM129 95H130V94H129ZM136 95H137V94H136ZM172 95H173V94H172ZM193 95H194V93H193ZM198 95H199V94H198ZM114 96H115V95H114ZM122 96H123V95H122ZM134 96H135V95H134ZM150 96H151V95H150ZM165 96H166V95H165ZM184 96H185V95H184ZM246 96H247V95H246ZM261 96H262V95H261ZM78 97H79V96H78ZM98 97H99V96H98ZM116 97H117V96H116ZM120 97H121V96H120ZM120 97H118V98H120ZM176 97H177V96H176ZM176 97H175V98H176ZM187 97H188V96H187ZM237 97L239 98L240 96H237ZM252 97H253V96H252ZM92 98H93V97H92ZM121 98H122V97H121ZM125 98H126V97H125ZM130 98H131V97H130ZM142 98H143V96H142ZM161 98H162V97H161ZM164 98H165V97H164ZM164 98H163V99H164ZM182 98H184V100H185L186 97H182ZM188 98H191V100H192V99H193V96H192V97L190 96V97H188ZM226 98H227V97H226ZM73 99H74V98H73ZM96 99H98V98H96ZM100 99H101V98H99L98 100L101 101L103 98H102L101 100H100ZM111 99H112V98H111ZM145 99H146V97H145ZM145 99H144V100H145ZM155 99H156V98H155ZM178 99H180V97L177 98V102L179 101ZM195 99H196V98H195ZM233 99H234V98H233ZM236 99H237V98H236ZM240 99H241V98H240ZM121 100L124 101L123 99H121ZM130 100H131V99H130ZM132 100H133V99H132ZM134 100H135V99H134ZM136 100H137V99H136ZM186 100H187V99H186ZM245 100H246V99H245ZM88 101H89V100H88ZM99 101H98V102H99ZM104 101H105V100H104ZM118 101H119V100H118ZM157 101H158V99H157ZM175 101H176V100H175ZM187 101H188V100H187ZM260 101H261V100H260ZM81 102H82V101H81ZM109 102H110V101H109ZM115 102H116V101H115ZM120 102H121V101H120ZM120 102H119V103H120ZM130 102H131V101H130ZM152 102H153V101H152ZM188 102H189V101H188ZM207 102H208V101H207ZM244 102L247 103L246 101H244ZM252 102H253V101H252ZM90 103H92V102H90ZM99 103H100V102H99ZM105 103H106V102H105ZM123 103H124V102H123ZM123 103H122V106H123ZM127 103H128V102H127ZM137 103H138V102H137ZM137 103H136V104H137ZM142 103H143V102H142ZM142 103H141V104H142ZM146 103H148V102H146ZM146 103H145V104H146ZM150 103H151V102H150ZM156 103H157V102H156ZM156 103H155V105H156ZM158 103H159V101H158ZM167 103H168V102H167ZM185 103H186V102H185ZM195 103H196V102H195ZM195 103H193V104L195 105ZM245 103H243V104H245ZM257 103H259V102H257ZM87 104H88V103H87ZM103 104H104V103H103ZM141 104H140V105H141ZM183 104H184V103H183ZM235 104H236V103H235ZM249 104H250V103H249ZM253 104H254V103H253ZM75 105H76V104H75ZM83 105H84V104H83ZM114 105H115V104H114ZM124 105H125V104H124ZM142 105H143V104H142ZM148 105H149V104H148ZM150 105H151V104H150ZM173 105H174V103H173ZM177 105H178V104H177ZM179 105H180V104H179ZM179 105H178V106H179ZM184 105H185V104H184ZM189 105H190V104H189ZM205 105H206V104H205ZM70 106H71V105H70L66 100H65V101H62V102H59V103H55V104H40V103H32V104H28V103H23V104H21L20 106H18V108L16 109L15 117H13V118L15 119V122H16V123H14V124H16V125L18 124V125L21 126V125H23V124H26V122L28 123V121L31 120V122L33 121V122H34L35 124H37L38 126H41V127H42V130H43L46 126H48V125L51 123V122H50L51 120H53L54 118L57 117L56 115H58V114L61 113V112L69 111ZM101 106H102V105H101ZM131 106H132V105H131ZM152 106H153V105H152ZM160 106H161V105H159V107H160ZM168 106H169V105H168ZM168 106H167V108H168ZM171 106H172V105H171ZM175 106H176V104H175ZM178 106H177V107H178ZM185 106H186V105H185ZM185 106H184V107H185ZM251 106H252V105H251ZM78 107H79V106H78ZM118 107H119V106H118ZM133 107H135V106H133ZM148 107H149V106H148ZM159 107H158V108H159ZM163 107H165L164 104H163ZM187 107H191V106H188V104H187ZM236 107H237V106H236ZM247 107H248V106H247ZM116 108H117V106H116ZM120 108H121V107H120ZM123 108H124V107H123ZM141 108H142V107H141ZM165 108H166V107H165ZM179 108H180V107H179ZM181 108H182V105H181ZM133 109H134V108H133ZM138 109H139V108H138ZM146 109H147V108H146ZM177 109H178V108H177ZM246 109H247V108H246ZM249 109H250V108H249ZM261 109H262V108H261ZM77 110L81 111L80 114H84L85 116H86V115H87V116H89V115L92 116L93 114H95V112H97V109H96V105H95V104H93V105H85L84 107L79 108V109H77ZM160 110H161V109H160ZM170 110H171V108H170ZM170 110H169V111H170ZM174 110H175V109H174ZM182 110H183V109H182ZM182 110H181V113H182ZM185 110H187V109H185ZM254 110H255V109H254ZM102 111H103V110H102ZM114 111H116V112L118 113L117 110L114 109ZM119 111H120V110H119ZM126 111H127V110H126ZM140 111H141V110H140ZM142 111H143V110H142ZM147 111H148V110H147ZM153 111H154V110H153ZM171 111H172V110H171ZM177 111H180V109L177 110ZM193 111H194V110H193ZM259 111H260V110H259ZM259 111H258V112H259ZM75 112H76V111H75ZM104 112H105V111H104ZM135 112H136V110H135ZM145 112H146V111H145ZM150 112H151V110H150ZM150 112H149V113H150ZM157 112H158V111H157ZM173 112H174V111H173ZM190 112H191V111H190ZM255 112H257V111H255ZM255 112H254V113H255ZM258 112H257V113H258ZM138 113H139V112H138ZM153 113H154V112H153ZM153 113H152V114H153ZM155 113H156V112H155ZM165 113H166V112H165ZM165 113H163V114L165 115ZM170 113H171V112H170ZM177 113H178V112H177ZM177 113H176V114H177ZM179 113H180V112H179ZM186 113H187V112H186ZM66 114H68V112H67ZM72 114H73V113H72ZM80 114H79V115H80ZM123 114H124V113H123ZM142 114H143V113H142ZM189 114H190V113H189ZM220 114H221V113H220L219 110H214V112H213V114H212V116H211V119H210V120L212 121V123H211V125L207 126V128L210 130V132H213L214 127L221 123V122H220ZM252 114H253V113H252ZM59 115H60V114H59ZM59 115H58V116H59ZM69 115H71V113H69ZM114 115H115V114H114ZM128 115H130V114H128ZM134 115H135V114H134ZM138 115H139V114H138ZM161 115H162V114H161ZM167 115H169V113H167ZM167 115H166V116H167ZM174 115H175V114H174ZM193 115H194V114H193ZM253 115H254V114H253ZM255 115H256V114H255ZM65 116H67V115H65ZM75 116H76V114H75ZM77 116H78V115H77ZM94 116H95V115H94ZM94 116H93V119L96 117V116H95V117H94ZM112 116H113V115H112ZM112 116H111V117H112ZM130 116H131V115H130ZM145 116H146V115H145ZM147 116H148V115H147ZM179 116H180V114H179ZM179 116H178V118H177L178 121H179V119H180ZM59 117H60V116H59ZM68 117H69V116H68ZM115 117H116V116H115ZM115 117L113 116L112 118H115ZM123 117H124V116H123ZM131 117H132V116H131ZM135 117H137V116H135ZM151 117H152V116H151ZM173 117H174V116H171V118H173ZM175 117H177V116H175ZM175 117H174V118H175ZM182 117H183V116H182ZM188 117H189V115H188ZM198 117H199V116H198ZM207 117H208V116H207ZM252 117H253V116H252ZM3 118H4V117H3ZM13 118H12V119H13ZM70 118L72 119L73 117H70ZM78 118H79V117H78ZM78 118H77V119H78ZM88 118H90V116H89ZM88 118H87V119H88ZM98 118L100 119V118H102V116H99ZM109 118H110V117H109ZM144 118H145V117H144ZM167 118H168V117H167ZM169 118H170V117H169ZM174 118H173V120H172V119H171V120L174 121ZM256 118H257V115H256ZM50 119H51V120H50ZM60 119H61V118H60ZM62 119L64 120V118H62ZM62 119H61V121H62ZM77 119H76V120H77ZM93 119H92V120H93ZM103 119L106 120L104 117H103ZM117 119H119V117H118ZM120 119H121V118H120ZM126 119H127V118H126ZM126 119H125V120H126ZM132 119H133V118H132ZM135 119H137V118H135ZM138 119H139V118H138ZM153 119H154V117H153ZM158 119H159V117H158ZM158 119H156L155 121H157ZM164 119H165V118H164ZM49 120H50V121H49ZM78 120H79V119H78ZM80 120H81V119H80ZM80 120H79V121H80ZM85 120H86V118L84 119V121H85ZM94 120H95V119H94ZM104 120H103V121H104ZM109 120H110V119H109ZM111 120H112V119H111ZM122 120H123V118H122ZM169 120H170V119H169ZM169 120H168L167 122H169ZM177 120H176V121H177ZM10 121H11V120H10ZM64 121H66V118H65ZM64 121H63V122H64ZM96 121L99 122L98 119H97ZM115 121H116V120H115ZM115 121H114V122H115ZM127 121H128V119H127ZM142 121H143V120H142ZM155 121H154V122H155ZM162 121H163V120H162ZM176 121H174V123H175ZM57 122H58V121H57ZM63 122H61V123H63ZM89 122H91V121H89ZM100 122H101V121H100ZM105 122H107V121H105ZM105 122H104V124L106 125ZM111 122H112V121H111ZM134 122H135V121H134ZM167 122H165V124H166ZM59 123H60V122H59ZM61 123H60V124H61ZM74 123H75V122H74ZM74 123H70V124L73 125ZM83 123H84V122H83ZM86 123L88 124V122H86ZM86 123H85V124H86ZM109 123H110V122H109ZM115 123H117V122H115ZM141 123H142V122H140V123H136V124H140V125H138V126H141ZM146 123H147V122H145L143 125H145ZM148 123L150 124L151 122H148ZM148 123H147V124H148ZM157 123H158V121H157ZM157 123H156V127L158 126ZM174 123H173V124H174ZM176 123H177V122H176ZM52 124H53V123H52ZM52 124H51V125H52ZM68 124H69V122H68ZM68 124H67V125H68ZM76 124H77V123H76ZM76 124H74V125L76 126ZM85 124H84V126H85ZM87 124H86V125H87ZM96 124H97V123H96ZM125 124H126V123H125ZM125 124H124V125H125ZM131 124H132V123H131ZM134 124H135V123H134ZM163 124H164V123H163ZM260 124H262V123L260 122ZM18 125H17V127H18ZM58 125H59V124H58ZM80 125H81V126H79V127H83V126H82V123H80ZM88 125H89V124H88ZM90 125L93 126V124H90ZM102 125H103V124H102ZM120 125H121V124H120ZM120 125H119V127H120ZM143 125H142V127H143ZM151 125H152L151 127H153V123H151ZM154 125H155V124H154ZM161 125H162V124H161ZM171 125H172V124H171ZM171 125H170V127H171ZM180 125H181V124H180ZM23 126H24V125H23ZM32 126H33V125H32ZM43 126H45V127L43 128ZM53 126H54V125H53ZM53 126H52V127H53ZM55 126H56V125H55ZM59 126H60V125H59ZM59 126H56L55 128H58V129H59ZM61 126H62V124H61ZM65 126H66V124H65ZM65 126H62V127H65ZM94 126H95V125H94ZM117 126H118V125H117ZM130 126H132V125H130ZM133 126H134V125H133ZM138 126H137V128H138ZM148 126H150V125H148ZM164 126H165V125H164ZM166 126H167V125H166ZM168 126H169V125H168ZM176 126H177V125H176ZM17 127H16V128H17ZM26 127H28V126H26ZM33 127H34V126H33ZM66 127H68V126H66ZM69 127H71V126H69ZM69 127H68V128H69ZM79 127H78V128H79ZM89 127H91V126H89ZM111 127H112V126H111ZM151 127H150V128H151ZM158 127H161L160 124H159ZM162 127H163V126H162ZM162 127H161V128H162ZM170 127H169V129H170ZM22 128H23V127H22ZM28 128H29V127H28ZM28 128H27V129H28ZM53 128H54V127H53ZM83 128H84V127H83ZM83 128H82V129H83ZM91 128H92V127H91ZM94 128H95V127H94ZM122 128H123V127H122ZM143 128H144V127H143ZM143 128H141V129H143ZM145 128H146V126H145ZM167 128H168V127H167ZM167 128H165V129H167ZM176 128H177V127H176ZM176 128H175V126H174V129H176ZM223 128L225 129V127L222 126L221 129H223ZM257 128H258V127H257ZM8 129H9V127H8ZM19 129H20V127H19ZM29 129H30V128H29ZM58 129H57V131H58ZM72 129H75V127L72 128ZM80 129H81V128H80ZM106 129H107V128H106ZM129 129H131V128H129ZM132 129H133V128H132ZM139 129H140V128H139ZM154 129H157V128H154ZM158 129H159V128H158ZM163 129H164V128H163ZM163 129H162V130L159 129L160 132L163 131ZM178 129H180V127H178ZM178 129H177V131H178ZM208 129H207V130H208ZM13 130H14V129H12L11 132H13ZM15 130H16V129H15ZM15 130H14V131H15ZM22 130H24V128H23ZM31 130H32V129H31ZM46 130H47V129H46ZM51 130H52V129H51ZM53 130H56V129H53ZM60 130H61V129H60ZM60 130H59V131H60ZM66 130H67V129H66ZM94 130H95V129H94ZM100 130H102V129L100 128ZM111 130H112V128H111ZM152 130H153V129H152ZM152 130H151V131H152ZM172 130H173V129H172ZM187 130H188V129H187ZM226 130H227V128H226ZM231 130H232V129H231ZM0 131H1V130H0ZM7 131H8V130H7ZM34 131H35V130H34ZM61 131H63V129H62ZM64 131H65V130H64ZM72 131H73V130H72ZM72 131H69V133L72 132ZM74 131H75V130H74ZM74 131H73V132H74ZM79 131H81V130H79ZM82 131L85 132L84 130H82ZM87 131H88V130H87ZM92 131H93V130H92ZM98 131H99V130H98ZM113 131H114V130H113ZM115 131H116V130H115ZM121 131H122V130H121ZM131 131H132V130H131ZM134 131H135V130H134ZM140 131H141V130H140ZM140 131H139V132H140ZM145 131H146V130H145ZM145 131H144V132H145ZM148 131H149V129H148ZM148 131H147V134H148ZM157 131H158V130H157ZM168 131H169V130H168ZM168 131H167V132H168ZM174 131H175V130H174ZM220 131H221V130H220ZM259 131H260V130H259ZM5 132H6V131H5ZM20 132H21V131H20ZM39 132H40V131H39ZM52 132H53V131H52ZM67 132H68V131H65L64 134H66ZM77 132H78V131H77ZM101 132H102V131H101ZM105 132H107V131H105ZM111 132H112V131H111ZM158 132H159V131H158ZM160 132H159V133H160ZM164 132H165V131H164ZM3 133H4V131H3ZM6 133H7V132H6ZM6 133H5V134H6ZM16 133H17V132H16ZM25 133H26V132H25ZM31 133H32V132H31ZM43 133H44V132H43ZM45 133L47 134V132H45ZM50 133H51V131L49 130V133H48V134L50 135ZM62 133H63V132H61V134H62ZM80 133H81V132H80ZM80 133L78 132L79 135H80ZM93 133H94V132H93ZM95 133H96V132H95ZM114 133H115V132H114ZM118 133H120V135L122 134V133L119 132V131H118ZM126 133H127V131H126ZM137 133H138V132H137ZM151 133H152V132H151ZM154 133H155V132H154ZM169 133H170V131H169ZM11 134H12V133H11ZM13 134H14V132H13ZM21 134H22V133H21ZM21 134H20V135H21ZM33 134H34V132H33ZM46 134H45V135H46ZM52 134H53V133H52ZM54 134H55V133H54ZM61 134L59 133V135H61ZM64 134H63V136H65ZM70 134H72V133H70ZM70 134H68L67 136H70ZM81 134H83V133H81ZM87 134H88V133H87ZM90 134H92V133H90ZM97 134H98V133H97ZM97 134H96V135H97ZM116 134H117V132H116ZM140 134H141V133H140ZM160 134H161V133H160ZM165 134H167V133H165ZM175 134H176V133H175ZM233 134H234V133H233ZM236 134H237V133H236ZM3 135H4V134H3ZM6 135H7V134H6ZM23 135H24V134H23ZM49 135H48V136H49ZM55 135H58V134H55ZM72 135H73V134H72ZM72 135H71V136H72ZM74 135H75V134H74ZM74 135H73V136H74ZM79 135H78V136H79ZM94 135H95V134H94ZM143 135H144V133H143ZM156 135H157V134H156ZM156 135H153V136L155 137ZM161 135H162V134H161ZM170 135L172 136V132L170 133ZM173 135H174V134H173ZM214 135H215V134H214ZM234 135H235V134H234ZM237 135H238V134H237ZM9 136H10V135H9ZM11 136H12V135H11ZM16 136H17V135H16ZM36 136L38 137V135H36ZM48 136H47V137H48ZM71 136H70V137H71ZM80 136H81V135H80ZM80 136H79V137H80ZM97 136H98V135H97ZM102 136H103V135H102ZM109 136H111V135H109ZM112 136H113V135H112ZM138 136H139V135H137V137H138ZM146 136H147V135H146ZM157 136H160V135L158 134ZM5 137H6V136H5ZM7 137H8V135H7ZM43 137H44V136H43ZM50 137H51V136H50ZM70 137H69V138H70ZM79 137H77V138H79ZM85 137H86V136H85ZM89 137L91 138L92 135L89 136ZM89 137H86L85 139L87 140V138H89ZM98 137H99V136H98ZM106 137H107V135H106ZM106 137H104V139H105ZM117 137H118V136H117ZM120 137H121V136H120ZM134 137H135V136H134ZM134 137H133V138H134ZM148 137H150V135H149ZM161 137H163V136H161ZM236 137H237V136H236ZM238 137H239V136H238ZM238 137H237V138H238ZM52 138H53V136H52ZM52 138H51V140L54 142V140H55L56 138H54V140H53ZM57 138H59V137L57 136ZM65 138H67V137H65ZM74 138H76V137H74ZM95 138H97V137H95ZM95 138H94V140H95ZM101 138H102V137H101ZM109 138H110V137H109ZM115 138H116V136H115ZM115 138H114V139H115ZM121 138H122V137H121ZM159 138H160V137H159ZM165 138H167V136H166ZM237 138H236V139H237ZM239 138H241V137H239ZM6 139H7V138H6ZM40 139H41V138H40ZM63 139H64V138H63ZM70 139H71V138H70ZM80 139H81V138H80ZM116 139H118V138H116ZM119 139H120V138H119ZM122 139H123V138H122ZM124 139H125V138H124ZM129 139H130V138H129ZM131 139H132V136H131ZM51 140H50V141H51ZM64 140H66V139H64ZM72 140H73V139H72ZM82 140H83V138H82ZM86 140H85V141H86ZM91 140H92V138H91ZM97 140H98V138H97ZM97 140H96V141H97ZM107 140H108V139H107ZM127 140H128V139H127ZM147 140H148V139H147ZM155 140H156V138H155ZM165 140H166V139H165ZM237 140H238V139H237ZM1 141H2V137H1ZM1 141H0V142H1ZM7 141H8V139H7ZM40 141H41V140H40ZM46 141H47V140H46ZM48 141H49V140H48ZM50 141H49V143H50ZM60 141H63V140H59V141H58L59 144H60ZM75 141H78V139H77V140L75 139ZM88 141H89V140H88ZM88 141H87L86 143H88ZM100 141H101V140H100ZM102 141H103V140H102ZM112 141H113V140H112ZM117 141H118V140H117ZM135 141H136V140H135ZM137 141H138V140H137ZM157 141H158V140H157ZM163 141H164V140H163ZM172 141H173V140H172ZM172 141H170V142H172ZM41 142H42V141H41ZM44 142H45V141H44ZM53 142L50 143V144H53ZM64 142H65V143H66V142L68 143L67 140L64 141ZM64 142H63V143H64ZM69 142H70V146H71L70 148H72V145H75V144L77 145L76 142H75L74 144H73V142L71 143V140H70ZM83 142H84V141H83ZM89 142H90V141H89ZM92 142H94V141H92ZM105 142H106V141H105ZM105 142H104V143H105ZM110 142H111V140H110ZM114 142H115V141H114ZM141 142H142V141H141ZM146 142H147V141H146ZM146 142H145V143H146ZM161 142H162V141H161ZM167 142H168V141H167ZM239 142H240V141H239ZM2 143H4V142L2 141ZM79 143H80V142H79ZM102 143H103V142H102ZM102 143H99V144L101 145ZM118 143H119V142H118ZM121 143H122V142H121ZM126 143H127V142H126ZM152 143H153V142H152ZM154 143H155V142H154ZM165 143H166V141H165ZM252 143H253V142H252ZM252 143H251V144H252ZM38 144H39V143H38ZM38 144L36 143L35 145H37V146L33 145V147H34V148L36 147V149H37V148L39 147ZM59 144H56L55 146H57V145L59 146ZM61 144H62V142H61ZM89 144H90V143H89ZM92 144H93V143H92ZM111 144H113V142H112ZM136 144H137V143H136ZM139 144H140V141H139ZM148 144H149V143H148ZM159 144L162 145L161 143H159ZM159 144H158V145H159ZM163 144H164V143H163ZM166 144H167V143H166ZM166 144H165V145H166ZM168 144H169V143H168ZM246 144H247V143H246ZM248 144H249V142H248ZM9 145H10V144H9ZM48 145H49V144H48ZM48 145H47V147H48ZM67 145H68V144H67ZM84 145H85V143H84ZM94 145H95V144H94ZM96 145H97V142H96ZM96 145H95V146H96ZM102 145H103V144H102ZM105 145H106V144H105ZM114 145H115V144H114ZM116 145H117V144H116ZM121 145H122V144H121ZM142 145H143V144H142ZM153 145H154V144H153ZM165 145H164V148H165ZM244 145H245V144H244ZM252 145L254 146V144H252ZM44 146H45V145H44ZM55 146H54V147H55ZM58 146H57V147H58ZM63 146H64V144H63ZM63 146L60 145V147H63ZM85 146H87V145H85ZM112 146H113V145H112ZM146 146H147V145H146ZM151 146H152V145H151ZM151 146H150V148H151ZM181 146H182V145H181ZM181 146H180V147H181ZM253 146H252V147H253ZM64 147H65V146H64ZM68 147H69V146H68ZM75 147H76V146H75ZM75 147H74V148H75ZM77 147L79 148V146H77ZM82 147H83V146H82V144H81V147H80V148L82 149ZM89 147H90V146H89ZM103 147H104V145H103ZM138 147H140V146H138ZM138 147H137V148H138ZM153 147H154V146H153ZM153 147H152V148H153ZM156 147H157V146H156ZM160 147H161V146H160ZM177 147H178V146H177ZM180 147H179L178 150H180ZM40 148H41V147H40ZM48 148H49V147H48ZM65 148H66V147H65ZM117 148H118V147H117ZM128 148H129V147H128ZM130 148H131V147H130ZM148 148H149V147H148ZM148 148H146V149H148ZM157 148H159V147H157ZM157 148H156V149H157ZM162 148H163V147H162ZM175 148H176V147H175ZM245 148H247L246 145H245ZM249 148H250V147H249ZM31 149H32V148H31ZM36 149H35V151H36ZM45 149H46V148H45ZM55 149H56V148H55ZM58 149H59V148H58ZM61 149H62V152H63L64 149H63V148H61ZM83 149H84V148H83ZM103 149H104V148H103ZM112 149H113V148H112ZM115 149H116V148H115ZM140 149H141V148H140ZM140 149H139V150H140ZM159 149H160V148H159ZM1 150H2V149H1ZM3 150H4V149H3ZM3 150H2V151H3ZM41 150H42V149H41ZM46 150H47V149H46ZM68 150H69V149L66 148L67 153H63V154H69V153H68ZM70 150L73 151V149H70ZM79 150H80V149H79ZM79 150H78L77 152H79ZM89 150H90V149H89ZM89 150H88V151H89ZM91 150H92V149H91ZM130 150H132V149H130ZM162 150H163V149H162ZM213 150H214V149H213ZM30 151H31V150H30ZM59 151H61V150H58V152H59ZM66 151H65V152H66ZM124 151H125V150H124ZM126 151H127V150H126ZM146 151H147V150H146ZM152 151H154V150L152 149ZM166 151H167V150H165V152H166ZM244 151H245V150H244ZM7 152H8V150H7ZM53 152H54V151H52L51 153H53ZM55 152H56V151H55ZM55 152H54V153H55ZM62 152H61V153L59 152V153H60V156H61ZM70 152H71V151H70ZM84 152H85V150H84ZM84 152H83V150H82V153H84ZM86 152H87V151H86ZM111 152H113V151H111ZM114 152H115V151H114ZM122 152H123V150H122ZM140 152H141V151H140ZM144 152H145V150H144ZM41 153H42V151H41ZM44 153H45V150H44ZM72 153H73V152H72ZM72 153H70V154H72ZM93 153H94V150H93ZM117 153H118V152H117ZM126 153H127V152H126ZM129 153H130V152H128V154H129ZM131 153H132V151H131ZM147 153H148V152H147ZM163 153H164V152H163ZM172 153H173V152H172ZM174 153H175V152H174ZM186 153H187V152H186ZM192 153H193V152H192ZM28 154H29V153H28ZM33 154H34V153H33ZM48 154H49V153H48ZM85 154H87V153H85ZM103 154H104V153H103ZM110 154H111V153H110ZM119 154H120V153H119ZM119 154H118V155H119ZM137 154H139V153H137ZM142 154H143V151H142ZM151 154H152V152H151ZM169 154H170V153H169ZM29 155H30V154H29ZM29 155H28V157H30ZM43 155H44V154H42V157H43ZM54 155H55V154H54ZM56 155H57V154H56ZM79 155H80V153H79ZM93 155H94V154H93ZM98 155H99V154H98ZM104 155H105V154H104ZM106 155H108V154H107V151H106ZM121 155H122V154H121ZM121 155H120V156H121ZM130 155H131V154H129V156H130ZM147 155H148V154H147ZM153 155H154V154H153ZM155 155H156V154H155ZM165 155H166V154L164 153V156H165ZM172 155H174V154H172ZM22 156H23V155H22ZM34 156H35V155H34ZM44 156H45V155H44ZM51 156H52V155H51ZM67 156H68V155H67ZM72 156H73V154H72ZM77 156H78V154L76 155V159H77ZM87 156H88V154H87ZM100 156H101V155H100ZM100 156H99V157H100ZM112 156H114V155L112 154ZM134 156H135V155H134ZM137 156H138V155H137ZM164 156H163V157H164ZM175 156L177 157V156H179V155H178L177 153H175ZM42 157H41V161L43 160ZM47 157H48V156H47ZM53 157H56V156H53ZM65 157H66V156H65ZM73 157H75V156H73ZM78 157H80V156H78ZM88 157H90V156H88ZM101 157H102V156H101ZM108 157H110V155H109ZM108 157H107V159H108ZM118 157H119V156H118ZM123 157H124V156H123ZM127 157H128V155L126 156V159L129 158V157H128V158H127ZM130 157H131V156H130ZM139 157H140V156H139ZM143 157H144V156H143ZM170 157H171V156H170ZM185 157H186V155H185ZM23 158H24V157H22V159H23ZM61 158H62V157H61ZM69 158H71L70 155H69ZM86 158H87V157H86ZM94 158H95V157H94ZM94 158H92L93 161H91V160L89 159L93 164L95 163V162H94ZM97 158H98V157H96L95 160H96ZM111 158H112V157H110V159H111ZM132 158H133V157H131V159H132ZM141 158H142V157H141ZM145 158H146V157H145ZM158 158H160V157H158ZM18 159H19V158H18ZM31 159H32V158H31ZM33 159H35V158H33ZM44 159H45V158H44ZM49 159H51V158H49ZM57 159H58V158H57ZM62 159H63V158H62ZM62 159H60V160H62ZM64 159H66V158H64ZM64 159H63V160H64ZM71 159H72V158H71ZM76 159H75V160H76ZM78 159H79V158H78ZM78 159H77V161H78ZM81 159H85V157L83 158V156H81V158H80L81 165L84 164L83 166L88 167V169H89L90 167H91V168L93 167V165L89 167V164L91 165V162H89L88 159H86V161L89 162V164H86V165H85V163H83L85 160L82 161ZM100 159H102V158H100ZM100 159H99V160H100ZM129 159H130V158H129ZM135 159H136V158H135ZM138 159H139V158H138ZM151 159H152V158H151ZM153 159H155V158H153ZM169 159H170V158H169ZM171 159H172V158H171ZM171 159H170V161H171ZM45 160H47V158H46ZM55 160H56V159H55ZM55 160H54V161H55ZM99 160H96V161H99ZM124 160H125V159H123V161H124ZM142 160H143V159H142ZM142 160H141V161H142ZM145 160H147V159H145ZM175 160H176V159H175ZM22 161H23V160H22ZM32 161H33V160H32ZM41 161H40V162H41ZM67 161H70V160L68 159ZM67 161L65 162V163H66V164H65L66 167L68 166ZM100 161H101V160H100ZM100 161H99V164H100ZM112 161H113V160H112ZM128 161H130V160H128ZM133 161H134V160H133ZM136 161H137V160H136ZM148 161H150V159H149ZM152 161H153V160H152ZM156 161H157V160H156ZM164 161H165V160H164ZM17 162H18V161H17ZM40 162H37V163H40ZM57 162H58V161H57ZM63 162H64V161H63ZM70 162H71V161H70ZM70 162H69V165H70ZM107 162H108V161H107ZM115 162H116V161H115ZM118 162H119V161H117V163H118ZM121 162H122V161H121ZM121 162H120V163H121ZM144 162H146V161H144ZM166 162H169V161L166 160ZM15 163H16V162H15ZM45 163H46L45 161H44V163H42V164H43V167L45 166V165H44ZM58 163H59V162H58ZM72 163H74V166H73V167H75V163H76V162H73V160H72ZM77 163H78V162H77ZM96 163H97L96 166L99 165L98 162H96ZM103 163H104V161H103ZM111 163H113V162H110V164H111ZM120 163H118V165H119ZM131 163H132V162H131ZM138 163H139V162H138ZM138 163L135 164V166H136V165H139ZM140 163H141V162H140ZM142 163H143V161H142ZM147 163H148V162H147ZM156 163H157V162H156ZM158 163H160V162L158 161ZM161 163H162V162H161ZM174 163H175V162H174ZM35 164H36V163H35ZM60 164H63V163H60ZM79 164H80V163H79ZM101 164H102V163H101ZM104 164H105V163H104ZM110 164L108 163V165H110ZM121 164H122V163H121ZM127 164H128V163H127ZM153 164L155 165V163H153ZM172 164H173V163H172ZM187 164H188V163H187ZM30 165H32V164L30 163ZM39 165L41 166V163H40ZM48 165H49V164H48ZM63 165H64V164H63ZM63 165H62V166H63ZM72 165H73V164H72ZM76 165H77V164H76ZM87 165H88V166H87ZM108 165H107V167H108ZM115 165H116V164H115ZM115 165H113V167H111V170H110V171H111L112 173L114 172V170L116 171V169H114ZM128 165L130 166V164H128ZM146 165H147V164H145V165H143V166L146 167ZM161 165H164V164H161ZM170 165H171V163H170ZM170 165H168V166H170ZM49 166H51V165H49ZM52 166H53V165H52ZM70 166H71V165H70ZM70 166H68V167H70ZM100 166H101V165H100ZM102 166H104V165H102ZM105 166H106V165H105ZM105 166H104V167H105ZM111 166H112V165H111ZM140 166H141V168H142V165H140ZM150 166H151V165H150ZM150 166H149V167H150ZM155 166H156V165H155ZM157 166H158V168L160 167L159 165H157ZM157 166H156V167H157ZM186 166H190V165H186ZM261 166H262V165H261ZM12 167H13V166H12ZM35 167H36V166H35ZM35 167H34V168H35ZM46 167H47V166H46ZM57 167H58V165H57ZM59 167L61 168V170H63L62 167H61V165H60ZM66 167H65V168H66ZM77 167H79V165H78ZM77 167H76V168H77ZM98 167H99V166H98ZM107 167H106V170H107ZM123 167L125 168V166H123ZM131 167H132V166H131ZM133 167H134V166H133ZM137 167H138V166H137ZM137 167H136V168H137ZM147 167H148V165H147ZM165 167H167V165H166ZM165 167H164V169H165V171H166V168H165ZM195 167H196V166H195ZM55 168H56V167H55ZM55 168H54L53 171H52L53 173H54V170H56ZM60 168H59V169H60ZM70 168H71V167H70ZM80 168H81V167H80ZM101 168H103V167H101ZM108 168H109V167H108ZM112 168L114 169L113 171H112ZM115 168H116V167H115ZM124 168H123V169H124ZM162 168H163V166H162ZM175 168H176V167H175ZM184 168H185V167H184ZM48 169H49V168H48ZM68 169H69V168H68ZM72 169L74 170V168H72ZM81 169H82V171H81L82 173H83L84 171H86L87 174H88V173H91V170H90V171H88V170H84L83 167H82ZM93 169H95V167H94ZM99 169H100V168H99ZM123 169H122V170H123ZM126 169H127V168H126ZM126 169H125V170H126ZM128 169H129V171H131V170L134 171V170H135V167H134L133 169H131V170H130V168H128ZM128 169H127V170H128ZM139 169H140V168H139ZM139 169H138V170H139ZM156 169H157V168H156ZM187 169H188V168H187ZM190 169H191V168H190ZM193 169L196 170L195 168H192V169H191L192 172H194ZM36 170H37V169H36ZM51 170H52V169H51ZM61 170H58V173L56 172V173L58 174V175H57V178H60L61 175H59V174H60L59 171H61ZM65 170H66L67 172H66ZM70 170H71V169H70ZM70 170H69V171H70ZM83 170H84V171H83ZM106 170H104V171H106ZM117 170H118V169H117ZM125 170H124V171H125ZM142 170H143V168H142ZM142 170H139V172L142 171ZM144 170H145V169H144ZM146 170H147V169H146ZM146 170H145V171H146ZM150 170H151V167H150ZM152 170H153V169H152ZM152 170H151V171H152ZM169 170H170V169H169ZM182 170H183V169H182ZM46 171H47V170H46ZM49 171H50V169H49ZM75 171H77V170L75 169ZM75 171H74V172H75ZM78 171L80 172V169H79ZM87 171H88V172H87ZM98 171H99V170H98ZM104 171H103V172H104ZM119 171H120V169H119ZM119 171H118V172H119ZM124 171H123V172H124ZM129 171H128V172H129ZM145 171H143V172H144V175H145ZM160 171H161V170H160ZM163 171H164V170H163ZM167 171H168V170H167ZM185 171H187V170L185 169ZM30 172H31V170H30V168H28L27 165H20V164H19V166H16V167H15L14 172H13V174L11 173V175H15V176H17L18 174H26V175L30 174V175H31ZM39 172L41 173V171H39ZM47 172H48V171H47ZM64 172L67 173V174L70 173V172L68 173V170H67V169H64ZM64 172H63V173H64ZM71 172H73V171L71 170ZM99 172H101V170H100ZM107 172H108V171H107ZM107 172H106V173H107ZM111 172H110V173H111ZM121 172H122V171H121ZM121 172H120V174H123V172H122V173H121ZM137 172H138V171H136V173H137ZM139 172L137 173V175L141 173V172H140V173H139ZM146 172H149V170H147ZM172 172H173V170H172ZM190 172H191V171H190ZM190 172H189V173H190ZM40 173H39V174H40ZM44 173L47 174L45 171H44ZM49 173H50V172H48V174H49ZM63 173H62V175H64ZM76 173H77V172H75L74 175H75V176H78L79 174L76 175ZM93 173H94V174L97 173V169H96L95 171H93ZM101 173H102V172H101ZM104 173H105V172H104ZM106 173H105V175H106ZM125 173H126V172H125ZM125 173H124V174H125ZM131 173H132V171H131ZM131 173L129 172V174H131ZM189 173H188V174H189ZM196 173H197V171H196ZM261 173H262V172H261ZM261 173H260V174H261ZM37 174H38V173H37ZM42 174H43V172H42ZM67 174H66V175H67ZM87 174H84L85 176H82V178L85 179ZM114 174H115V173H114ZM114 174H113V176H114ZM124 174H123V180H125L124 178H125V176H126V175H124ZM127 174H128V173H127ZM146 174H147V173H146ZM180 174H182V173L180 172ZM188 174H187V175H188ZM11 175H10V176H11ZM50 175H51V174H50ZM70 175H71V173H70ZM70 175H69V176H70ZM72 175H73V174H72ZM72 175H71V176H72ZM81 175H82V174H81ZM92 175H93V174H91V178H92ZM97 175L99 176V179H101V181H102V176H103V175L101 176V174L99 175V173H98ZM116 175H117V173L115 174V176H116ZM132 175H134V174H132ZM144 175L141 173V174H140L141 178H142V176H144ZM156 175H157V174H156ZM183 175H184V174H183ZM261 175H262V174H261ZM42 176H43V175H42ZM46 176H47V175H46ZM46 176H43V178H46ZM54 176H55V174H54ZM64 176H65V175H64ZM71 176H70V181H72ZM75 176H74V179H73V180H75ZM88 176H89V175H87V178H88ZM94 176H95V178H97L96 174H95ZM108 176H109V175H108ZM130 176H131V175H130ZM135 176H136V174L134 175V178H132V176H131V178H132L133 180H132L131 178H129V176H127L126 179H127L128 181H129V179H131L130 181H132V182H130V181H129V182L132 183V185H133V184H135V183H133V182H135L134 179L136 180V178H138L139 175L136 176V178H135ZM35 178L38 179V176L36 175ZM48 178H51V176L48 175ZM52 178H53V175H52ZM52 178H51V179H52ZM65 178H68V176H65ZM72 178H73V176H72ZM87 178H86V179H87ZM89 178H90V176H89ZM109 178H110V176H109ZM111 178H112V176H111ZM118 178H119V176H118ZM121 178H122V175H121ZM128 178H129V179H128ZM158 178H159V176H158ZM178 178H180V175L178 176ZM178 178H177V179H178ZM46 179H47V178H46ZM53 179H54V178H53ZM63 179H64V178H63ZM92 179H93V178H92ZM103 179H104V176H103ZM166 179H167V178H166ZM11 180H12V178H11ZM47 180H48V179H47ZM54 180H56V179H54ZM54 180H53V181L51 180V181L53 182V184H54ZM59 180H60V179H59ZM61 180H62V178H61ZM61 180H60V181H61ZM67 180H68V179H67ZM67 180H65V182H67V183H66V186H64L63 189L61 188V187H62V184H61V183L64 181V180H62V182L60 183V184H61V187H59V188H61L62 190H64V188L67 187V185H68V181H69V180H68V181H67ZM77 180H78V178H76L75 181L77 182ZM79 180H80V178H79ZM93 180H95V179H93ZM104 180H105V179H104ZM108 180H109V179L107 178L106 181L108 182ZM111 180H113V179H111ZM115 180H117V179H115ZM115 180H113L112 182H114ZM120 180H121V179H120ZM120 180H119V182L122 183L123 180H121V181H120ZM139 180H140V178H139ZM162 180H163V179H162ZM168 180H169V179H168ZM185 180H187V182L189 181L188 179H185ZM28 181H29V180H28ZM33 181H34V179H33ZM48 181H50V180H48ZM60 181H56V183H57V182L59 183ZM80 181H81V180H80ZM87 181H88V180H87ZM90 181H91V182H87V183H92V180H91V179H90ZM96 181H98V179H97ZM96 181H95V182H96ZM141 181H142V180H141ZM143 181H144V179H143ZM177 181H178V180H177ZM34 182H35V181H34ZM37 182H38V181H37ZM37 182H36V183H37ZM42 182H43V181H42ZM42 182H41V183H42ZM65 182H64V183H65ZM81 182H82V181H81ZM81 182H80V183H81ZM85 182H86V180H85ZM95 182L93 181V184H94ZM98 182H99V181H98ZM98 182H97V183H98ZM119 182H118V183H119ZM137 182H138V181H137ZM137 182H136V183H137ZM171 182H172V181H171ZM175 182H176V181H175ZM247 182H248V181H247ZM48 183H50V182H48ZM58 183H57V184H58ZM73 183H74V182H73ZM78 183H79V181H78ZM78 183H76V184H78ZM87 183H85V184H87ZM99 183H100V182H99ZM99 183H98V184H99ZM102 183H103V181H102ZM102 183L99 184V185H103ZM126 183H127V181H126ZM130 183H128L129 185H128V184L125 185L124 183H123V184H124L125 186L128 185V186H130V188H132V187H131L132 185H130ZM143 183H144V182H143ZM150 183H151V182H150ZM243 183H244V182H243ZM44 184H45V183H44ZM50 184H51V183H50ZM57 184H54V185H57ZM60 184H58V186H60ZM69 184H70V183H69ZM82 184H84V182H83ZM93 184H92V185H93ZM104 184H106V183L104 182ZM159 184H160V183H159ZM34 185H35V183H34ZM40 185H41V184H40ZM42 185H43V184H42ZM64 185H65V184H64ZM80 185H81V184H80ZM88 185H89V184H88ZM88 185H87V186H88ZM95 185H96V184H95ZM95 185L93 186L94 190L96 189V187H99V186H96V187H95ZM107 185H108V184H107ZM124 185H123V186H124ZM136 185H137V184H136ZM148 185H149V184H148ZM190 185H191V184H190ZM35 186H36V185H35ZM52 186H53V185H52ZM68 186H69V185H68ZM85 186H86V185H85ZM85 186H81V187H82V188H83V187L85 188ZM113 186H114V185H113ZM117 186H119V185H117ZM120 186H121V184H120ZM125 186H124V187H125ZM137 186H138V185H137ZM169 186H170V185H169ZM174 186H175V185H174ZM177 186H178V185H177ZM248 186H249V185H248ZM46 187H47V186H46ZM46 187H44V188H46ZM76 187H77V186H76ZM90 187H91V185H89V186L86 187V188H89L88 190H90ZM108 187H109V185H108ZM114 187H115V186H114ZM114 187H113V189H114ZM162 187H163V186H162ZM37 188H38V187H37ZM48 188H50V186H49ZM51 188H52V187H51ZM55 188H56V187H55ZM59 188H58V189H59ZM84 188H83V189H84ZM102 188H103V187H102ZM104 188H105V187H104ZM104 188H103V190H104ZM110 188H111V187H110ZM115 188H116V187H115ZM125 188H126V187H125ZM128 188H129V187H127V189H126L127 191H128ZM130 188H129V191H131ZM133 188H134V186H133ZM135 188H136V187H135ZM138 188H141V187L139 186ZM168 188H169V187H168ZM174 188H175V187H174ZM176 188H177V187H176ZM193 188H194V187H193ZM193 188H192V189H193ZM46 189H47V188H46ZM52 189H53V188H52ZM52 189L49 191V192H51V195H52V196H49V198H50V197H53V198H52V201H53L54 198L56 197V196L54 197L53 194L56 193V192H54V190H53L54 193L52 194ZM136 189H137V188H136ZM157 189H158V188H157ZM178 189H179V188H178ZM226 189H227V188H226ZM27 190H28V189H27ZM37 190H39V188H38ZM48 190H49V189H48ZM62 190H61V191H62ZM69 190H70L69 188H68V190L65 189V192H66V191H69ZM77 190H78V187H77ZM85 190H86V189H85ZM88 190H87V191H88ZM98 190H99V188H98ZM103 190H102V193H104ZM110 190H111V189H110ZM118 190H119V189H118ZM139 190H141V189H139ZM146 190H147V189H146ZM161 190H162V189H161ZM167 190H168V189H167ZM173 190H174V189H172V191H173ZM198 190H199V189H198ZM228 190H229V189H228ZM56 191H57V190H56ZM71 191H72L73 193H72ZM71 191H70L71 194H74V192H75L74 189H73V190L71 189ZM87 191H85V192H87ZM90 191L94 192L92 189H91ZM96 191H97V190H96ZM99 191H100V190H99ZM107 191H109V190H107ZM114 191H115V190H114ZM122 191H123V190H122ZM132 191H134V190H132ZM132 191H131V193H132ZM137 191H138V189H137ZM148 191H149V190H148ZM162 191H163V190H162ZM176 191H177V190H176ZM21 192H22V191H21ZM40 192H41V191H40ZM58 192H59V191H58ZM70 192H69V194H70ZM83 192H84V191H83ZM140 192H141V191H140ZM140 192H139V193H140ZM143 192H146V191H143ZM157 192H158V191H156V193H157ZM159 192H160V190H159ZM193 192H194V191H193ZM24 193H25V192H24ZM36 193H37V192H36ZM60 193H62V192H60ZM63 193H64V192H63ZM63 193H62V194H63ZM76 193H77V192H76ZM76 193H75V194H76ZM107 193H108V192H106V195H107ZM109 193H110V191H109ZM128 193H129V192H128ZM146 193H147V192H146ZM146 193H145L144 195H146ZM163 193H164V192H163ZM22 194H23V193H22ZM42 194H43V192H42ZM49 194H50V193H49ZM56 194L58 195V193H56ZM65 194H67V193H65ZM69 194H67V195H69ZM71 194H70V195H71ZM81 194H82V193H81ZM84 194H86V193H84ZM84 194H83V195H84ZM94 194H95V193H93V195H94ZM98 194H99V193H97V194H95V195L99 196ZM140 194H141V193H140ZM191 194H192V193H191ZM234 194H235V193H234ZM33 195H34V193H33ZM77 195L80 197L79 194H77ZM86 195H87V194H86ZM86 195H84V196H86ZM89 195H90V194H89ZM89 195H88V196H89ZM91 195H92V194H91ZM91 195H90V196H91ZM100 195H101V194H100ZM116 195H117V194H116ZM128 195H129V194H128ZM132 195H133V194H132ZM148 195H149V194H148ZM161 195H162V193L160 194V196H161ZM163 195H165V194H163ZM163 195H162V196H163ZM59 196H60V195H59ZM59 196H58V197H59ZM64 196H66V195H64ZM75 196H76V195H75ZM84 196H82V197L85 198ZM109 196H110V195H109ZM154 196H155V195H154ZM154 196H153V197H154ZM191 196H192V195H191ZM30 197H31V196H30ZM33 197H34V196H33ZM40 197H41V196H40ZM58 197H57V200H60L63 196H62L61 198L59 197L60 199H59ZM66 197H67V196H66ZM66 197H65V198H66ZM73 197H74V196H73ZM73 197H72V199H74ZM91 197H92V196H91ZM95 197H96V196H95ZM99 197H100V196H99ZM130 197H131V196H130ZM172 197H174V195H173ZM17 198H21V199L23 200V205H24L23 207H21V206L17 203ZM69 198L71 199V196H69ZM76 198H77V197H76ZM102 198H103V196H102ZM118 198H119V197H118ZM135 198H136V197H135ZM140 198H141V196L139 197V199H140ZM145 198H146V197H145ZM147 198H148V197H147ZM149 198H150V197H149ZM203 198H205V197H202V199H203ZM44 199H45V198H44ZM55 199H56V198H55ZM67 199H68V198H67ZM79 199H81V197H80ZM79 199L77 198L76 201H79ZM87 199H88V198H87ZM92 199H93V198H92ZM126 199H128V198H126ZM132 199H133V198H132ZM61 200H62V199H61ZM68 200H69V199H68ZM74 200H75V199H74ZM74 200H73V203H72V204L75 206V204H74ZM85 200H86V199H85ZM95 200H96V199H95ZM140 200H141V199H140ZM167 200H168V199H167ZM189 200H191V199H189ZM199 200H200V199H199ZM211 200H212V199H211ZM33 201H35V200H33ZM36 201H37V200H36ZM48 201H49V200H48ZM54 201H56V200H54ZM87 201H88V200H87ZM129 201H131V200L129 199ZM129 201H128V202H129ZM132 201H133V200H132ZM142 201H143V200H142ZM142 201H141V202H142ZM148 201H149V199H148ZM152 201H153V200H152ZM192 201H193V200H192ZM204 201H205V200H204ZM40 202H41V201H40ZM46 202H47V201H46ZM46 202H45V203H46ZM79 202H80V204H81V201H79ZM83 202H86V201L83 200ZM111 202H112V199H111ZM125 202H126V201H125ZM149 202H150V201H149ZM156 202H157V201H156ZM158 202H159V201H158ZM158 202H157V203H158ZM189 202H191V201H189ZM0 203H2V204L4 205L3 209H0V223L10 222V221L14 220L17 212H20L21 214H23V216L29 213V212H28V213L25 214L26 210L28 211V199H27V197H26V196H20V195H19V188H14V187H12L11 185L0 186ZM38 203H39V202H38ZM43 203H44V202H42V204H43ZM51 203H52V202H51ZM54 203H55V202H54ZM58 203H60V202H58ZM58 203H57V201H56L55 204L58 205ZM66 203H67V201H66ZM66 203H65V201H64V203L62 202V204H66ZM77 203H78V202H77ZM92 203H93V202H92ZM105 203L108 204L109 201H108V202H105ZM129 203H130V202H129ZM142 203H143V202H142ZM145 203H146V202H145ZM153 203H155V202H153ZM160 203H161V202H160ZM200 203H201V202H199V204H200ZM31 204H32V203H31ZM48 204H49V202H48ZM70 204H71V203H70ZM70 204H68V205L70 206ZM78 204H79V203H78ZM82 204H83V203H82ZM87 204H89V203H87ZM110 204H112V203H109V205H110ZM119 204H120V203H119ZM119 204H118V205H119ZM137 204H139V203H137ZM168 204H169V203H168ZM197 204H198V203H197ZM59 205H60V204H59ZM73 205H71V206H73ZM83 205H84V204H83ZM92 205H93V204H92ZM95 205H96V203H95ZM113 205H114V200H113V204L110 205V206L112 207ZM118 205H116V206H118ZM130 205H131V204H130ZM154 205H157V204H154ZM46 206H48V205H46ZM55 206H56V205H55ZM64 206H65V205H64ZM66 206H67V204H66ZM78 206H79V205H78ZM85 206H86V205H85ZM119 206H120V205H119ZM119 206H118V207H119ZM131 206H133V205H131ZM145 206H146V205H145ZM157 206H158V205H157ZM157 206H156V207H157ZM49 207H52V209H53V206H49ZM67 207H68V206H67ZM67 207H66L65 209H67ZM79 207H80V206H79ZM79 207H78V209H80ZM94 207H95V206H94ZM106 207L109 208L108 205H106L105 208H106ZM118 207H117V208H118ZM133 207H134V206H133ZM143 207H144V206L141 207V205H140V208H143ZM156 207H155V208H156ZM159 207H160V206H159ZM38 208H39V207H38ZM38 208H37V209H38ZM42 208H43V206H42ZM44 208H45V207H44ZM71 208H72V209H73V208L75 209L76 207H71ZM97 208H98V207H97ZM99 208H100V207H99ZM99 208H98V209H99ZM101 208H102V207H101ZM112 208L114 209V207H112ZM115 208H116V207H115ZM136 208H137V207H136ZM138 208H139V206H138ZM45 209H46V208H45ZM45 209H44V210H45ZM60 209H63V210H64V208H62V207L59 208V210H60ZM151 209H152V208H151ZM35 210H36V209H35ZM48 210H49V209H48ZM56 210H57V209H56ZM63 210H61V212H64ZM69 210H70V209H69ZM76 210H77V208H76ZM102 210H103V209H102ZM105 210H106V209H105ZM110 210H111V208H110ZM115 210H116V209H115ZM115 210H112V211H115ZM119 210H120V209H119ZM119 210H116V211H119ZM167 210H168V208H167ZM31 211H33V210H31ZM41 211H42V209H41ZM45 211L47 212V210H45ZM52 211H53V210H52ZM67 211H68V210H67ZM67 211H65L64 214L66 213V215H69L70 213H68ZM125 211H126V210H125ZM129 211H131V210L129 209ZM138 211H139V210H138ZM144 211H145V210H144ZM154 211H155V210H154ZM156 211H157V210H156ZM221 211H222V210H221ZM35 212L39 213V210H38V211H35ZM53 212H54L53 214H56L58 211H57V212H56V211H53ZM61 212H60V214L58 213V216L61 215ZM81 212H82V211H81ZM104 212H105V211H104ZM106 212L108 213L107 210H106ZM121 212H122V211H121ZM121 212H120V213L118 212V214L121 215ZM131 212H132V211H131ZM147 212H148V211H147ZM157 212H158V211H157ZM162 212H163V211H162ZM213 212H214V211H213ZM213 212H212V213H213ZM222 212H223V211H222ZM44 213H45V212H44ZM48 213H50V212H48ZM71 213H72V212H71ZM77 213H79V212H77ZM82 213H83V212H82ZM85 213H86V212H85ZM126 213H127V212H126ZM126 213H125V214H126ZM138 213H140V212H138ZM153 213H154V212H153ZM209 213H210V212H209ZM224 213H225V212H224ZM228 213H229V212H228ZM40 214H41V213H39V215H40ZM46 214H47V213H46ZM62 214H63V213H62ZM72 214H74L75 220L77 221V219H76V217H77L76 215H77V214L75 215V210H74V212H73ZM115 214H117V212H116ZM115 214H114V215H115ZM130 214H131V213H130ZM197 214H200V213H197ZM203 214H205V213H203ZM37 215H38V214H37ZM43 215H44V217H45V214H43ZM48 215H49V214H48ZM56 215H57V214H56ZM56 215H54V216H55V219L57 220ZM81 215H82V214H80V215H78V216L80 217ZM123 215H124V213H123ZM136 215H137V214H136ZM142 215H143V214H142ZM152 215H153V214H152ZM200 215H201V214H200ZM31 216H33V214H32ZM41 216H42V215H41ZM49 216H50V215H49ZM51 216H52V215H51ZM69 216H71V214H70ZM84 216H85V215H84ZM87 216H89V215H86V217H84V218H88ZM121 216H122V215H121ZM126 216H127V215H126ZM132 216H133V214H132ZM139 216H140V215H139ZM166 216H167V215H166ZM185 216H186V215H185ZM196 216H197V215H196ZM19 217H21V215H19ZM26 217H27V216H26ZM34 217H35V216H34ZM37 217H38V216H37ZM42 217H43V216H42ZM44 217H43V218H44ZM52 217H53V216H52ZM61 217H62V215H61ZM65 217H66V216H65ZM79 217H77V218H79ZM89 217H90V216H89ZM193 217H194V215H193ZM198 217H199V216H198ZM58 218H60V217H58ZM62 218H63V217H62ZM62 218H61V219H62ZM68 218H70V217H68ZM81 218H82V217H80L79 219H81ZM84 218H83V219H84ZM90 218H91V217H90ZM140 218H141V217H140ZM155 218H156V216H155ZM186 218H187V217H186ZM201 218H202V217H201ZM29 219H31V218L29 217ZM34 219H35V218H34ZM44 219H45V218H44ZM65 219H66V218H64V222H65ZM83 219H81V220H83ZM133 219H134V216H133ZM137 219H138V218H137ZM179 219H180V218H179ZM182 219H183V218H182ZM226 219H227V218H226ZM25 220H26V219H25ZM32 220H33V219H32ZM39 220H42V218H41V219L39 218ZM39 220H38V221H39ZM59 220H60V219H59ZM59 220H57V221H59ZM93 220H95V219L93 218ZM122 220H123V216H122ZM122 220H120V221L122 222ZM186 220H187V219H186ZM193 220H194V219H193ZM38 221H37V224H38ZM50 221H51V219H50ZM62 221H63V220H62ZM84 221H86V220L84 219ZM88 221H89V218H88ZM134 221H135V220H134ZM136 221H138V220H136ZM161 221H162V219H161ZM180 221H181V220H180ZM182 221L184 222V220H182ZM223 221H224V220H223ZM21 222H22V221H21ZM33 222H34V221H32V222H30V223L32 224ZM55 222H56V221H55ZM55 222H54V223H55ZM68 222H71V220H69ZM86 222H87V221H86ZM112 222H113V220H112ZM112 222H111V223H112ZM123 222H124V220H123ZM34 223H35V222H34ZM34 223H33V224H34ZM41 223H42V222H41ZM59 223H60V221H59ZM59 223H58V224H59ZM65 223H66V222H65ZM91 223H92V222H91ZM98 223L100 224V222H98ZM102 223H103V221H102ZM102 223H101V224H102ZM119 223H120V222H119ZM11 224H12V222H11ZM20 224H21V223H20ZM27 224H28V223H27ZM27 224H26V225H27ZM44 224L47 225L48 223H44ZM44 224H43V225H44ZM56 224H57V223H56ZM62 224H64V223L62 222ZM80 224H81V223H80ZM85 224H86V223H85ZM93 224H94V223H93ZM93 224H91L90 226H92ZM201 224L203 225V223H201ZM24 225H25V224H24ZM24 225H23V226H24ZM49 225H50V224H49ZM95 225H97V224L95 223ZM112 225H113V224H112ZM161 225H162V224H161ZM188 225H189V223H188ZM226 225H227V224H226ZM14 226H15V225H14ZM17 226H18V225H17ZM30 226H31V225H29V228H30ZM32 226H35V227H36V224H35V225H32ZM41 226H42V225H41ZM41 226H40V228H41ZM104 226H105V225H104ZM106 226H107V224H106ZM153 226H155V225H153ZM166 226H167V225H166ZM15 227H16V226H15ZM21 227H22V226H21ZM35 227H34V228H35ZM42 227H43V226H42ZM93 227H94V225H93ZM137 227H138V226H137ZM163 227H164V226L162 225V227H161L160 229H162ZM201 227H202L201 229H203V226H201ZM262 227H263V226H262ZM59 228H60V225H59ZM77 228H78V227H77ZM88 228H89V226H88ZM121 228H122V227H121ZM32 229H33V228H32ZM36 229H38V228H36ZM36 229H35V230H36ZM51 229H52V228H51ZM56 229H58V228H56ZM60 229H61V228H60ZM68 229H69V228H68ZM92 229H94V228H91V230H92ZM95 229H96V228H95ZM168 229H169V228H168ZM191 229H192V228H191ZM206 229H207V228H206ZM61 230L63 231V228H62ZM61 230H60V231H61ZM66 230H67V229H66ZM71 230H72V229H71ZM101 230H102V229L100 228V231H101ZM133 230H135V229H133ZM157 230H158V229H157ZM208 230H209V229H208ZM208 230H207V231H208ZM224 230H225V229H224ZM9 231H10V230H9ZM21 231H22V229H21ZM25 231H26V230H24V232H25ZM30 231H31V230H30ZM37 231H39V230H37ZM54 231H55V230H54ZM60 231H58V232H60ZM189 231H190V230H189ZM3 232H4V231H3ZM13 232H14V231H13ZM24 232H20V233H24ZM75 232H76V231H75ZM135 232H139V231H136V230H135ZM135 232H134V233H135ZM196 232H197V231H196ZM201 232H202V231H201ZM14 233H15V232H14ZM18 233H19V230H18ZM60 233H61V232H60ZM60 233H59V234H60ZM105 233H106V232H105ZM111 233H112V232H111ZM2 234H3V233H2ZM159 234H160V232H159ZM169 234H170V233H169ZM0 235H1V234H0ZM11 235H12V234H11ZM29 235H30V234H29ZM66 235L68 236V234H66ZM96 235H97V234H96ZM142 235H143V233H142ZM156 235H157V234H156ZM162 235H163V234H162ZM195 235H196V234H195ZM225 235H226V234H225ZM8 236H10V235H8ZM41 236H42V235H41ZM199 236H200V235H199ZM10 237H11V236H10ZM23 237H24V236H23ZM92 237H93V236H92ZM24 238H25V237H24ZM27 238H28V237H27ZM79 238H80V237H79ZM81 238H82V237H81ZM110 238H111V237H110ZM140 238H141V235H140ZM199 238H200V237H199ZM0 239H1V236H0ZM14 239H15V238H14ZM65 239H66V238H65ZM132 239H133V238H132ZM132 239H131V240H132ZM156 239H157V237H156ZM177 239H178V237H177ZM200 239H201V238H200ZM3 240H4V239H3ZM7 240H8V239H7ZM11 240H12V239H11ZM18 240H19V239H18ZM69 240H70V239H69ZM103 240H104V239H103ZM139 240H140V239H139ZM203 240H204V239H203ZM1 241H2V239L0 240V243H1ZM19 241H20V240H19ZM35 241H36V240H35ZM86 241H87V240H86ZM114 241H115V240H114ZM143 241H144V240H143ZM154 241H155V240H154ZM182 241H183V240H182ZM198 241H199V240H198ZM205 241H206V240H205ZM210 241H211V240H210ZM8 242H9V241H8ZM46 242H48V244L51 246V249H50V250H51V252L54 253V255H53V257H48V256H47V255H46V254H45V253H44V252L38 247V250L40 251V257H39V259L41 260V264H60V263H61V260H62L63 258H66V256L69 255L70 251H71L72 248L74 247L73 244H72L73 247H72V246H68V245L63 246V247H62V246H58V245H57V244H56V243H55L50 237H48V239H47ZM108 242H109V241H108ZM141 242H142V241H141ZM156 242H157V241H156ZM158 242H159V241H158ZM164 242H165V241H164ZM164 242H163V240H162L161 243H164ZM186 242H187V241H186ZM36 243H37V241H36ZM105 243H106V242H105ZM110 243H111V242H110ZM143 243H144V242H143ZM143 243H142V245H143ZM74 244H75V243H74ZM111 244H112V243H111ZM166 244H167V243H166ZM166 244H164V245H166ZM186 244H187V243H186ZM188 244H189V243H188ZM7 245H8V244H6V246H7ZM89 245H90V244H89ZM167 245H168V244H167ZM227 245H228V244H227ZM4 246H5V244H4ZM9 246H11V244H10ZM18 246H19V245H18ZM77 246H78V245H77ZM83 246H84V245H83ZM83 246H82V248H83ZM87 246H88V245H86V247H87ZM100 246H101V245H100ZM102 246H103V244H102ZM102 246H101V247H102ZM7 247H8V246H7ZM103 247H104V246H103ZM111 247H112V246H111ZM134 247H136V246H134ZM4 248H5V247H4ZM84 248H85V247H84ZM154 248H156V247H154ZM219 248H220V247H219ZM235 248H236V247H235ZM1 249H2V248H1ZM36 249H37V248H36ZM103 249H104V248H103ZM136 249H138V248H136ZM160 249H161V248H160ZM2 250H3V249H2ZM74 250H77V249H74ZM104 250H106V249H104ZM144 250H145V249H144ZM157 250H158V249H157ZM237 250H238V249H237ZM252 250H253V249H252ZM4 251H5V250H4ZM7 251H8V250H7ZM35 251H36V250H35ZM136 251H137V250H136ZM159 251H162V250H159ZM114 252H115V251H114ZM155 252H156V251H155ZM157 252H158V251H157ZM164 252H166V251H164ZM212 252H213V251H212ZM8 253H9V252H8ZM82 253L84 254V252H82ZM117 253H118V252H117ZM118 254H119V253H118ZM135 254H136V253H135ZM151 254H152V253H151ZM164 254H166V253H164ZM196 254H197V253H196ZM198 254H199V253H198ZM210 254H211V253H210ZM79 255H80V254H79ZM116 255H117V254H116ZM139 255H140V254H139ZM147 255H148V253H147ZM217 255H218V253H217ZM84 256H85V255H84ZM140 256H141V255H140ZM145 256H146V254H145ZM4 257H5V255H4ZM6 257H7V256H6ZM9 257H10V256H9ZM1 258H2V255H0V260H1ZM7 258H8V257H7ZM133 258H134V256H133ZM136 258H137V257H136ZM136 258H135V259H136ZM146 258H147V257H146ZM166 258H168V257H166ZM138 259H139V258H138ZM147 259H148V258H147ZM151 259H152V258H151ZM169 259H170V258H169ZM169 259H168V260H169ZM21 260H22V259H21ZM29 260H30V264H34L30 258H29ZM101 260H102V259H101ZM140 260H141V259H140ZM241 260H242V259H241ZM1 261H2V260H1ZM127 261H128V260H126V262H127ZM147 261H148V260H147ZM149 261H150V260H149ZM151 261H154V258H153V260H151ZM169 261H170V260H169ZM244 261H245V260H244ZM3 262L5 263L4 260H3ZM65 262H66V261H65ZM144 262H145V261H144ZM142 263H143V262H142ZM149 263H150V262H149ZM0 264H3V263H0ZM6 264H23V263H21V262L19 261V258H15L14 256H13V257L11 256L10 259L8 260V262H7ZM28 264H29V263H28ZM75 264H76V263H75ZM93 264H95V263L93 262ZM165 264H166V263H165ZM227 264H228V263H227ZM229 264H230V263H229Z\"/></svg>",
    "mask_w": 264,
    "mask_h": 264
},
{
    "label": "crops",
    "instance_id": "crops-1",
    "mask_svg": "<svg viewBox=\"0 0 264 264\" xmlns=\"http://www.w3.org/2000/svg\"><path fill=\"white\" fill-rule=\"evenodd\" d=\"M253 1L262 6L264 10V0ZM244 4H249L248 0H203L202 5L204 6L199 7L195 0H189L182 9L176 8L174 11L177 23L180 26L177 30H184L183 34L178 33V35L190 37L194 42H196L195 40L200 42V36L206 31L203 26L194 22L195 18H204V15L209 12H217L216 16L219 19L231 22L237 17L234 12L228 11V9L235 8L238 15L243 17L242 6ZM263 13L258 14L256 11L255 16L252 17L253 14L249 12V18L262 20L264 18ZM207 18H210V14L207 15ZM256 35L261 37L260 41H264V35L261 32L256 33ZM259 44L254 45L253 48L255 49L253 50L252 48V51L264 53V45L261 43L259 46ZM197 47L202 49L204 45L197 44ZM238 47V45H231L230 50L224 49L222 51L234 52L238 51ZM206 51L214 50H209L207 46ZM123 53L126 58L135 61L140 57V50L133 41L127 43ZM252 80L256 83L259 82L261 85L264 84L263 76L256 75ZM260 100L262 101L263 98H252L253 108L248 109L249 106L247 109L243 107L237 108V120L230 116L228 109H223L224 112L220 116L221 123L215 126L211 133L205 129L210 123L214 111L210 112L203 130L198 132L196 138L191 136L188 139V147H190L192 159L199 171L197 179L192 182L191 186L194 188L191 190L192 194H190L191 204L197 206V209L194 210L197 213L211 214L213 211V213L218 212L219 214L228 213L229 210L245 209V203L248 204L249 210L264 213V138L260 130L263 113L257 103H261ZM255 114H259L261 118H256ZM222 126L225 129H221ZM244 144L247 148H245ZM202 197L205 198L202 199ZM199 202L201 203L199 204ZM175 228L179 232H185V226L183 225H175ZM230 240L232 244L239 245L244 250L243 242H240V238L232 236ZM244 243L250 247L257 244L256 242H249L247 239H245ZM240 256L243 261L264 259V253L256 251L242 252ZM233 259L231 258V260Z\"/></svg>",
    "mask_w": 264,
    "mask_h": 264
}]
</instances>
